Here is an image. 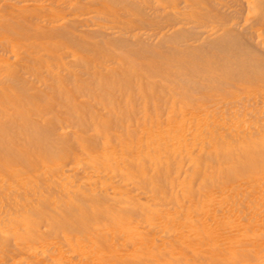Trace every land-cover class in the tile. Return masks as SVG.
I'll use <instances>...</instances> for the list:
<instances>
[{"label":"bare ground","instance_id":"1","mask_svg":"<svg viewBox=\"0 0 264 264\" xmlns=\"http://www.w3.org/2000/svg\"><path fill=\"white\" fill-rule=\"evenodd\" d=\"M70 1V0H69ZM67 2V4L71 3L70 7L72 9V11L75 9H79L80 7H82L83 3L81 2L82 0H71L72 2ZM103 0H99L98 2L100 4H104L106 6V4L110 3L109 5H107L103 11V13L105 15H108V16H112L114 19H120L122 21V24L124 26V32L128 34L130 33V36L131 34L133 33V35H135V33L137 32H140V31H136L137 28L139 27H143V26H146L145 24H148V22L150 21V19L152 18L150 16V14H153V11L155 12L156 14V19L159 20L161 23L156 26V31H158V35L153 33L155 31H152L151 29V33H153L152 35H148L145 31V35H146V38L149 39L147 41H143V42H138V38L135 40V36H133V41H130L127 39L128 37V34H126V38L125 37H120V35L117 37V38H120L117 39L115 41H113V38L112 41L113 42H124L125 44H131L130 46L132 45H136V49H131V53L134 55V59H136V61H140L142 62L141 64H145L147 65V67H149V64L147 62V64L145 63L146 61L148 60H152V61H157L158 59L160 58H163L164 59H169L170 58H174L173 61H175V64L178 66V67H181V68H184L185 65L187 64V59L184 58L183 60L180 58L182 55H188V54H193L195 51H208V53L210 51H212V48L215 50L214 52H211V55L213 56V58H211V60H208L209 58H207V60L205 58H203L202 56L200 57L199 55L195 56V57H192L191 59L193 60H197L196 62L197 63V68L193 69V73H197L199 74V78H197V80L193 83L192 82H186V87H184L185 89L181 90L180 92H182L184 95L183 96H186L188 93L187 92H196L198 90L203 89V88H207V91H215L216 93L215 94H224L225 96L226 95H229L230 93H232V89L234 88H238L239 89V84L240 82H245L247 81L248 84L249 83H252L255 85V87H258V89H262L264 90V82H256V80L258 78H263L262 74H264V61H263V56L260 57L262 58V61H260V59H258L259 57L258 56H255L257 57L256 59H251L250 60V64L247 65L245 62H247L245 60V58H249V56L252 54L257 52L255 50V47H254V50H253V47L252 45H250V42L248 44V41L246 43L242 42L241 40V43L240 42H236V40L234 42H236V46L234 44H232L233 46H235V49H231V50H227L226 48L223 49L224 44L222 45V41L223 40H232L234 37V35L237 33L235 32V28L234 26L232 28H230V25L228 24V28L224 27V23L227 21L226 19L230 18L233 16L234 18V15L232 13V15H229L226 13L227 11L229 10H223L225 8V5L223 7V4H218L220 3L221 1H217L218 3L215 2V0H194L193 3H189L187 6H183L185 7L184 9L186 8H189L191 10V12H187L185 13V11L187 10H183L181 11L179 8L175 7L173 4H171V6L173 7L171 10H169L168 8H166V6L163 8L162 6H160L158 3H152V1H147V0H106V1H103ZM136 1L139 2L136 3ZM192 1V0H191ZM189 1V2H191ZM225 1V0H224ZM231 1V0H230ZM230 1H227L228 3H230ZM236 3H238L239 5L242 6L243 9H246L249 11V14L251 15V19L253 18H258L260 17L261 14L264 13V0H235ZM16 2V1H15ZM84 2V1H83ZM107 2V3H106ZM233 2V1H232ZM43 3V2H42ZM226 3V1H225ZM140 4H143L140 5ZM187 4V3H186ZM233 4V3H232ZM238 4L235 6L237 7ZM170 5V4H169ZM168 5V6H169ZM231 5V4H230ZM7 6V5H6ZM103 6V5H102ZM170 6V7H171ZM28 7V6H27ZM68 7V6H66ZM230 7V6H229ZM62 8V7H61ZM104 8V7H103ZM168 9V11H166V9ZM228 8V7H227ZM226 8V9H227ZM234 8V7H232ZM230 7V9H232ZM239 8V7H237ZM8 9V8H7ZM58 9V8H57ZM67 9V8H66ZM153 10L152 13H148V11L146 10ZM183 9V8H182ZM235 9V8H234ZM8 10H12V9H8ZM23 10V9H22ZM42 10V9H41ZM45 10V8L43 9ZM42 10V11H43ZM87 10V9H86ZM233 10V9H232ZM241 10V9H240ZM34 11V10H33ZM239 11V10H238ZM243 11V10H242ZM242 11H239V12H242ZM12 12V11H11ZM50 12V11H49ZM60 12V11H59ZM74 12V11H73ZM77 11H75L74 13H76ZM101 12V11H100ZM99 12V13H100ZM231 10H230V14H231ZM238 12V14H239ZM246 12V11H245ZM3 13H5L4 11L2 12V15ZM8 13V12H7ZM10 13V12H9ZM30 13V12H29ZM82 13V12H81ZM85 13V12H83ZM248 13V12H247ZM18 14V13H17ZM72 14V13H71ZM76 14L78 15H81L79 12H77ZM86 14V13H85ZM237 14V13H236ZM1 15V16H2ZM63 15V14H62ZM65 15V14H64ZM75 16V14H73ZM72 15V16H73ZM95 15V14H94ZM264 15V14H263ZM4 18L6 16H8V14L6 15H3ZM77 16V15H76ZM96 16V15H95ZM102 16V15H101ZM9 17V16H8ZM33 17V16H32ZM39 17V16H38ZM44 17V22H51V23H56L58 22L61 18H63V16H61L60 14L58 13H49L47 16H42ZM66 17V16H65ZM16 18V16H15ZM37 18V17H36ZM40 19L39 20H42L41 19V16L39 17ZM68 18V17H66ZM91 18V17H90ZM108 18V17H107ZM154 18V17H153ZM263 18V17H262ZM9 19V18H8ZM65 19V18H64ZM63 19V20H64ZM69 19H72V18H69ZM68 21H72V20H69ZM116 19V20H117ZM232 19V18H231ZM230 19V20H231ZM2 20V19H1ZM10 20V19H9ZM8 20V22H10ZM12 20V18H11ZM14 20V19H13ZM62 20V22H63ZM90 20V19H89ZM119 20V21H120ZM154 20V19H153ZM191 21V22H197V24H199V28H200V25L201 26H207L208 24H210V28H212L213 31H215L213 34L211 35H208L206 34V36L202 37L203 35L202 34H199L197 32H195L194 30H190V29H193L192 27L194 25H190L191 27H189V30L181 27V28H177L179 26L176 27V25H178V23L180 24L181 21ZM5 21V22H4ZM4 21H2L3 23L0 24V32L2 31H6L8 33H11L13 29H11V27L13 26L11 24L10 26V23H6L7 19H5ZM67 21V19H66ZM79 21V20H78ZM229 21V19H228ZM29 22V21H28ZM118 22V21H117ZM152 21H150V24H151ZM156 22V21H155ZM190 22V23H191ZM5 23V24H4ZM19 23V22H18ZM21 23V22H20ZM116 23V22H115ZM154 23V22H153ZM184 23V22H183ZM187 23V22H186ZM226 23H230V22H226ZM14 24V23H13ZM32 24V22H31ZM45 24V23H44ZM67 24V23H66ZM121 23H119V26H120ZM121 24V25H122ZM212 24V25H211ZM216 24V25H215ZM15 25L16 24V21H15ZM68 25V24H67ZM73 25L75 27V24H74V21H73ZM97 25V23H96ZM154 25V24H153ZM181 26H183L182 24H180ZM227 25V24H225ZM28 26V27H27ZM20 25L19 29L21 30L22 34H18V35H14V34H9L10 36L8 37H5V38H0V45L1 46H5L7 49H11L12 52L16 53L17 50H20V44L17 42V43H14L15 41H13L12 39L16 40V41H19L21 38L23 39V36H36L37 38H40V39H43V38H51L52 36H59L62 37L63 39H66V40H69L70 42L74 41L75 43V46H81L83 44H87V39L86 41L84 40H81L80 38H78V36H76L75 34H77L75 32L74 33H71L70 31L66 30V29H46V28H42V25L41 27H37V29L33 28L32 29H29V23L28 25ZM33 26V25H32ZM35 26V25H34ZM63 26V25H62ZM72 26V25H71ZM88 26V25H87ZM116 26V25H115ZM148 26V25H147ZM146 26V27H147ZM155 26V25H154ZM175 26V27H174ZM232 26V25H231ZM15 27V26H14ZM13 27V28H14ZM18 27V26H17ZM196 27V26H194ZM202 27V29H203ZM219 27H222V28H219ZM65 28H69V27H65ZM76 28V27H75ZM113 28V27H112ZM149 28V26L147 27ZM146 28V29H147ZM151 28V27H150ZM180 31L183 30V31H188L187 32V35L185 37V34H181V32L183 31H180V36L178 35V31L176 32L177 29ZM187 28V27H186ZM199 28H194V29H199ZM248 28V27H246ZM16 29V27H15ZM95 29V28H94ZM154 29V28H153ZM201 29V28H200ZM220 29L222 30V32L220 31ZM245 29V28H244ZM82 30V29H81ZM116 30V29H115ZM123 30V29H121ZM144 30V29H143ZM142 30V31H143ZM211 30V29H210ZM211 30V31H212ZM238 30V29H237ZM241 30V29H240ZM247 30V29H246ZM14 31V30H13ZM17 31V29L15 30ZM19 31V30H18ZM17 31V32H18ZM84 31V30H83ZM118 31V34H119V30H116ZM172 32L170 35H168V33ZM210 31V32H211ZM220 31L219 33L220 34H217V32ZM5 32V33H6ZM16 32V33H17ZM73 32V31H72ZM115 32V31H114ZM149 32V30H148ZM174 32V33H173ZM241 32V31H239ZM249 35V31H247ZM7 33V34H8ZM13 33V32H12ZM15 33V32H14ZM113 33V31H112ZM123 35L124 33L121 32ZM186 33V32H184ZM203 33V32H202ZM242 33V32H241ZM240 33V35H241ZM83 34V33H82ZM109 34V33H108ZM139 34V33H138ZM214 34H217L216 36L213 37ZM239 34V33H238ZM243 34V33H242ZM245 34V33H244ZM79 35V33L77 34ZM85 35V34H84ZM90 35V34H89ZM93 35V33L91 34ZM116 35V34H115ZM141 35H144L141 34ZM148 35V36H147ZM154 35L157 37L158 41H166V43L168 44L167 41H170L172 42L173 44L171 46H169L171 48V50H167L165 49L166 51H161V50H158V46L153 44V42H157L156 41H153L154 39ZM245 35V36H247ZM251 35V33H250ZM83 36V35H82ZM95 36V35H93ZM96 36L98 37V35L96 34ZM153 36V37H152ZM182 36V37H181ZM244 36V37H245ZM24 37V38H25ZM135 37V38H134ZM233 37V38H232ZM242 37V36H241ZM241 37L238 36V38L240 39ZM249 37V36H248ZM252 37V36H251ZM52 38H55V37H52ZM62 38H60L62 40ZM85 38V36H84ZM99 38V37H98ZM129 38V37H128ZM132 38V37H131ZM130 38V39H131ZM145 38V36H144ZM237 38V37H236ZM11 39V42L10 40ZM26 39V38H25ZM31 39V38H30ZM39 39V40H40ZM111 39V38H110ZM237 39V40H239ZM245 39V38H244ZM252 39V38H251ZM49 40V39H48ZM145 40V39H144ZM243 40V39H242ZM32 41V40H31ZM50 41V40H49ZM49 41L46 42L49 43ZM91 41V40H90ZM107 41V40H106ZM112 41H110L111 43H113ZM153 41V42H152ZM159 41V43H160ZM229 41V42H230ZM45 42V43H46ZM67 42V41H66ZM95 42V41H93ZM91 41V44L93 43ZM100 42V41H99ZM102 43L104 42L103 40L101 41ZM100 42V43H101ZM226 42V41H225ZM233 42V40H232ZM65 43V42H64ZM73 43V42H72ZM70 43V44H72ZM123 43V44H124ZM196 43V44H195ZM228 43V41H227ZM52 44V43H51ZM98 44V43H97ZM107 44V43H106ZM164 44V43H163ZM166 44V45H167ZM38 45V43H37ZM36 45V46H37ZM42 45V44H41ZM53 45V44H52ZM165 45V44H164ZM35 46V45H34ZM35 46V48H36ZM45 46V45H44ZM63 46V45H62ZM60 46V47H62ZM88 46V45H87ZM86 46V47H87ZM94 46V45H93ZM95 46H96V43H95ZM106 46V45H105ZM104 46V47H105ZM118 46V45H117ZM121 46V45H119ZM127 46V45H125ZM129 46V45H128ZM227 46V45H226ZM230 46V45H229ZM54 47V46H53ZM59 47V46H58ZM74 47V46H73ZM97 47V46H96ZM102 47V46H100ZM103 47V49H104ZM135 47V46H134ZM161 47V45H160ZM165 47V46H164ZM167 47V46H166ZM231 47V46H230ZM49 48V47H48ZM57 48V47H56ZM63 48V47H62ZM91 48V47H90ZM121 48V47H120ZM229 49V47H227ZM43 49V47L41 48ZM107 48H105L106 50ZM160 49V48H159ZM211 49V50H210ZM46 50V49H45ZM52 50V49H51ZM100 50V49H98ZM130 50V48H129ZM210 50V51H209ZM8 51V50H7ZM35 51V50H34ZM88 51V49L86 50ZM89 51H92V50H89ZM95 51V50H94ZM102 51V49H101ZM76 52V51H75ZM93 52V51H92ZM102 52H105V51H102ZM109 52V51H108ZM13 53V54H14ZM28 53V52H27ZM58 53V52H57ZM57 53L54 55L56 56ZM65 53V52H64ZM98 52H96L97 54ZM204 53V52H203ZM225 53V57L223 58H226L227 60L229 59V61L227 62L226 60L222 61V63L219 62L218 60V57H221L222 54ZM20 54V53H19ZM196 54V53H195ZM262 54V53H261ZM264 54V52H263ZM16 55V54H15ZM52 55V54H51ZM89 55V54H88ZM257 55V53H256ZM52 56L54 59L49 61L47 59H45L44 57L42 56H39L37 57L36 59L35 58H32L31 55H28L26 53H21V57L22 58V63H20V60L18 61V63H8V60L7 61H2L0 60V84H2V86H0V205L2 206L1 208L4 207V212H2L3 214L1 215L0 214V248H2L1 246H7L11 243V240H15V241H19L21 245L24 244V242H27L30 238V240L32 239L31 237L33 236H36L37 234H39V227H41L40 225L43 223V221H46V223L50 226V229L51 230H56L59 225V227L61 226V228L64 230V232L62 233H65L64 234V239L74 248L73 251L75 249L79 250L78 252H83L85 254V256L83 257H88L91 253L93 255L91 256H94V254L96 256H103L101 258V261L100 263H105V264H115L117 263L116 261L119 260V255L115 250V246H113V248L111 249H114L113 251H109L108 253L104 252L105 248L112 242L114 241L112 239V237H107L105 235H103L104 233H106L107 230H105V232L103 233V230L101 231L103 234L101 233H98L97 230L99 231V228L98 226L99 225H94L97 226V230L96 232L95 231H90L89 230V226L85 225L83 222H86L88 220V218H93L91 217L92 215L90 214V211H95V210H98V211H103L106 216H110L108 219H115L117 218V216H123L121 215L122 213L118 214L116 212V214H114L113 212V208H114V204H116V202H120L118 199L124 195H122L121 197H116L117 199H114L115 196L119 195V194H116V195H113L112 194V197L109 198L108 196V199L110 200L112 198V203H113V208H108V207H103L101 206V202L103 201V196L100 197L99 200H97L96 198L94 199L93 196H96L95 195V192L92 188H94L92 185L90 184H86L87 182H85V180L87 181V179H85V177H81L78 175V173H74L73 171V174L69 175L66 173L67 172V169L64 171V168H65V163H66V160H68L67 156H69L70 154H73L76 155L78 154V152L80 151L83 155L86 154V155H89L90 156V159L89 160H92V161H89V164L88 165H93L94 168H96V171H100L99 169L103 168L104 171L105 169L108 170L107 172H109V170H112V171H115L119 178L122 177L123 178V181L124 178L126 179V181L128 180L130 182L131 181H134V183L136 182L141 188H145V189H149V191H154L156 192V194L158 192H163L162 190H166V186L168 185V179H166L165 175L162 176V174H164V171H170L171 170L169 169L170 167H168L169 165H166L168 163H166L167 161H165V159H163L165 161V165L162 164V160L160 158L161 156V148L159 149H154L153 150L151 149V147H154V145H156L158 147V145L162 144L163 146V149L164 151H166L167 153V150H169V148L171 147V145H169V141L172 139V140H177L176 141V144H175V141L174 142V145L175 148L178 149V144H179V139H182L184 136H182L181 138V135L178 133L181 131V128L180 131H177V123H179V120H178V112H176V107L171 105L170 107V110H169V122L168 124L169 125V130H166L165 126L162 125V122L160 121L159 117L156 116L154 118H156L155 120H153L151 117H147L148 114H145L141 119L137 117V119L135 120V123L133 122V120H130V124L124 128V124H123V120L124 118L123 117H126L130 115V111H129V114L127 113H122L124 110L128 109L125 107V109H121L119 106V110H123L122 112H117L115 115L116 117L118 116L120 119H122V122H120V119H119V123H121V128L125 131V133H122V129L120 130L121 132V136L122 134H124L126 136L125 140L124 138L123 139H116L115 137L113 138V136L115 134H113L112 132H110L109 130V124H110V120H112L113 117H111L110 115V120L108 118H104L103 115H100V117L102 118V120H99V122H95V119H99L97 117H99V114H102V113H98L96 111H93V114L92 113V109L91 106L90 108L87 107L88 103L90 102H86L83 103V102H79V101H76L77 98L76 96L73 94V92L68 88V84L70 85H73V86H76L78 87L77 85V82L81 76L82 73H89V75H94L96 76H106L109 75H112V73L115 75V77L117 78L119 75L117 73H119V71L122 73V75H126L128 77V75H130V70L132 69V67L130 68V64L128 62L127 65H129V72L128 70L126 69V65H123L122 64V60H114L115 57H113V62L114 61H121V69H118L117 67L113 68V69H110L109 67H107L104 63H99V62H96V60H92L91 58V61L90 62H85L83 61L78 55L73 56V64L72 62L70 61H64L62 56L59 54L57 57H54ZM93 56V55H92ZM95 56V55H94ZM180 56V57H179ZM243 56H245V58H243ZM252 56V55H251ZM71 57V56H70ZM83 57V56H82ZM184 57V56H183ZM182 57V58H183ZM253 57V56H252ZM254 57V58H255ZM18 58V57H17ZM105 58V57H104ZM189 58V57H188ZM251 58V57H250ZM186 59V60H185ZM232 59V60H231ZM238 59H243L242 62L244 63H241V61ZM69 60V58H68ZM222 60V59H221ZM220 60V61H221ZM224 60V59H223ZM126 61V60H125ZM123 61V62H125ZM159 61V60H158ZM151 62V61H150ZM171 62V61H169ZM193 62L192 60H188V65L189 63ZM195 62V64H196ZM249 62V61H248ZM119 63V62H118ZM174 62H173V66L175 65ZM133 66V64H131ZM238 65V66H237ZM74 66V68L72 67ZM177 66H174V67H177ZM72 67V68H71ZM168 67V66H167ZM177 67V69H178ZM247 67H249V69H246ZM152 68V67H151ZM161 68V67H160ZM188 68V67H187ZM186 68V70H187ZM170 69V68H169ZM174 69V68H173ZM151 69L149 68V72L153 73L152 71H150ZM168 70V69H166ZM184 70V69H183ZM191 70V69H190ZM21 71H23L24 73L22 74ZM132 71V70H131ZM134 71H135V68H134ZM157 71V70H156ZM171 71V70H170ZM191 71V72H192ZM217 71H221L222 74H219V72ZM128 72V73H127ZM139 72V71H136V73ZM186 72V71H185ZM130 73V74H129ZM136 73L134 75H136ZM167 73L166 71H164V74ZM188 73V72H186ZM26 74V75H25ZM28 74H30L31 76H34L35 78H37L38 80H40V82H44V85H46L47 83L50 82V84H54L56 85L57 87V92H53L52 94H49L47 93V86L48 84L46 85L45 89H42L39 87H36L32 81L29 82L28 80ZM117 74V75H116ZM132 74V75H133ZM138 74V73H137ZM156 74V73H155ZM154 73L153 74H149V76H152V75H155ZM162 74V75H164ZM185 74V73H183ZM190 74V73H189ZM192 74V73H191ZM196 74V75H197ZM109 75V76H110ZM112 75V76H114ZM133 75V76H134ZM140 75V73H139ZM142 75V74H141ZM148 75V74H147ZM157 75V74H156ZM188 75V74H187ZM234 75V76H232ZM125 76V77H126ZM137 78L139 79L140 76L138 77V75H136ZM135 76V77H136ZM144 76V74H143ZM141 76V77H143ZM166 76H169L168 73ZM193 76V75H192ZM111 77V76H110ZM114 77V78H115ZM121 77V75H120ZM119 77V78H120ZM123 77V76H122ZM123 77V78H125ZM130 77V76H129ZM128 77V78H129ZM184 77V76H183ZM190 77V76H188ZM99 78V77H98ZM104 78V77H103ZM108 78V77H107ZM113 78V77H112ZM110 78V79H112ZM115 78V79H116ZM118 78V79H119ZM136 78V79H137ZM166 78V77H165ZM165 78H163L165 80ZM101 79V78H100ZM106 79V78H105ZM121 79V78H120ZM135 79V82L133 83L132 81H134V79L130 78V80L127 78L126 79H122V80H125V84L128 85H131V86H137V93L135 92V88L133 86V91L136 93V97H137V94H138V97L141 96V100L143 98V100H146L148 101L149 99H153L154 97L156 98H161L159 96L156 95V90L158 88L157 85L154 81L152 82V84L154 86V89H150L149 90V86H151V81L149 83H146V84H149V86L147 85L146 88V91H150V92H145L144 88H143V83L141 81L145 79L141 78L139 79V82ZM147 80H150L148 78H146ZM168 79H172L171 77L170 78H167ZM174 79V78H173ZM190 79V78H189ZM192 79V78H191ZM195 79V78H194ZM192 79V80H194ZM256 79V80H255ZM264 79V78H263ZM97 80V79H96ZM103 80V79H102ZM132 80V81H131ZM188 80V78H187ZM255 80V81H254ZM82 81V80H81ZM88 81V79H87ZM115 81V80H114ZM166 81V80H165ZM169 81V80H168ZM90 82V81H89ZM92 82V81H91ZM116 82V81H115ZM173 82V81H172ZM243 82V83H244ZM6 85H5V84ZM101 83V82H100ZM103 83V82H102ZM118 83V82H117ZM122 83V81H121ZM120 83V84H121ZM159 83V82H158ZM161 83V82H160ZM177 83V82H175ZM183 82H180L179 84H181ZM83 84V83H82ZM84 84H87V83H84ZM89 84V83H88ZM111 84V83H110ZM112 84H114L112 82ZM116 84V83H115ZM114 84L115 88H116V85ZM119 84V83H118ZM117 84V86H118ZM124 84V83H123ZM133 84V85H132ZM162 84V83H161ZM247 84V83H246ZM5 85V86H4ZM91 85V84H90ZM102 85V84H101ZM27 86L31 87V89H29V87L27 88ZM50 86V85H49ZM48 86V87H49ZM104 86V85H103ZM123 86V85H122ZM146 86V85H145ZM51 87H54L51 85ZM85 87V86H84ZM87 87V86H86ZM92 87V86H91ZM118 87H121V86H118ZM74 87H71V89H73ZM98 88V87H97ZM123 88V87H122ZM126 88V89H125ZM124 90H129V88L125 87ZM131 88V87H130ZM161 88V87H160ZM54 89V88H52ZM104 89V88H103ZM114 89V88H113ZM113 89L111 91V95L112 93H114ZM166 89V88H165ZM210 89V90H208ZM32 90V91H31ZM76 90V88H74V91ZM78 90V89H77ZM95 90V89H94ZM123 89H121L122 91ZM205 90V89H204ZM55 91V90H54ZM97 91V90H96ZM113 91V92H112ZM120 91V92H121ZM132 92V90H129ZM128 91V92H129ZM172 91V90H171ZM206 91V90H205ZM77 92V91H76ZM124 93V91H122ZM125 91V93H128ZM133 92V93H134ZM160 92V91H159ZM177 92V91H176ZM180 92H179V95H180ZM203 92V91H202ZM75 93V92H74ZM93 93V91H92ZM96 93V92H95ZM102 93V92H101ZM105 93V92H104ZM107 93V92H106ZM105 93V94H106ZM109 93V91H108ZM108 93L106 95H108ZM187 93V94H186ZM190 93L188 94V96L190 95ZM109 94V95H110ZM122 94V93H121ZM132 94V93H130ZM171 94V92H170ZM200 94V93H199ZM88 95V94H87ZM115 95V94H114ZM177 95V94H176ZM182 95V94H181ZM241 95V94H240ZM249 95V94H248ZM247 94L245 95V93H243V97L241 98H245L246 96H248ZM99 96V95H97ZM105 96V95H104ZM126 96V95H125ZM128 96V94H127ZM207 96V95H205ZM213 96V95H212ZM89 97V96H87ZM110 97V96H109ZM114 97V96H112ZM111 97V98H112ZM210 97V96H209ZM41 99V100H44L46 101V104L43 105V108L42 109H39L37 110L35 108V104H30L31 103H34V100L33 99ZM106 98V97H105ZM125 98V97H124ZM181 98V97H180ZM186 98V97H184ZM198 98V97H197ZM240 98V99H241ZM249 98V97H248ZM94 99V98H93ZM99 99V98H98ZM104 99V98H103ZM110 99V98H109ZM113 99V98H112ZM133 99H135V95L131 96L127 99L125 98V103L127 102H131ZM137 99V98H136ZM189 98L187 97V100ZM246 99V98H245ZM33 100V101H32ZM111 100V99H110ZM106 101V102H111V101ZM127 100V101H126ZM139 100V99H138ZM182 100V98H181ZM185 100V101H187ZM195 100V98H194ZM193 100V102H194ZM199 102L197 103L198 106H205L207 105V99L204 98V97H199ZM215 102H220L218 99H214ZM238 100V99H237ZM113 101V100H112ZM120 101V100H119ZM124 101V100H123ZM167 101V100H166ZM184 101V100H183ZM184 101V102H185ZM235 101V100H234ZM256 101V100H255ZM61 102H67L68 105L71 106V112H70V117H71V123H70V119L68 120L70 124H73L75 125L74 128H79L80 130L78 131H74L71 133L69 132H62V133H59L58 132V128H61L63 129V124L61 125L60 124V121L62 119H64V117H62L64 114L66 113H62L60 110H55L54 107L55 105L57 104H61ZM79 102V103H77ZM85 102V101H84ZM115 102H118V101H115ZM122 102V101H121ZM192 102V101H191ZM211 102V101H210ZM222 102H224V99L222 100ZM236 102V101H235ZM238 102V101H237ZM57 103V104H55ZM91 103V102H90ZM114 103V101H113ZM124 103V104H125ZM133 103V102H132ZM156 103V102H155ZM212 103V102H211ZM225 103V102H224ZM230 101L227 100V102L225 104H227L228 106L232 107L231 104L230 105ZM243 103V102H242ZM92 104V103H91ZM117 104V103H116ZM168 104V103H167ZM214 104V103H213ZM218 104V103H217ZM222 104V103H221ZM224 104V105H225ZM27 105V106H26ZM39 105V104H38ZM64 105V104H63ZM110 105V103H109ZM108 105V106H109ZM118 105H121L118 103ZM177 105V104H175ZM243 105V104H242ZM246 105V104H245ZM245 105H244V108H245ZM257 105V104H256ZM65 106V105H64ZM69 106V108H70ZM126 106V105H125ZM128 106V105H127ZM170 106V104L168 105ZM190 106V105H189ZM221 106V105H220ZM234 106H236L234 104ZM233 106V107H234ZM63 107V106H62ZM66 107V106H65ZM83 109H91V115L89 114L88 117L91 116L90 119H87L86 116L84 118H80L82 113L80 112L81 111V108ZM111 107V105H110ZM115 107V106H114ZM112 106V110L114 112H116L115 108ZM117 107V106H116ZM222 107V106H221ZM226 107V106H225ZM242 107V106H241ZM41 108V107H40ZM57 108V107H56ZM80 108V111L77 110ZM107 108V107H106ZM157 108V107H156ZM155 108V109H156ZM178 108V107H177ZM195 108V107H194ZM83 109V111H84ZM110 109V108H109ZM108 109V110H109ZM154 109V110H155ZM238 109V107H237ZM134 108L132 107L131 108V112L133 113H136L134 112ZM142 111V109H139L138 111ZM146 110V109H144ZM149 110V109H148ZM153 110V111H154ZM208 110V109H207ZM215 110V109H214ZM68 111V110H67ZM79 111L80 114L77 112ZM82 111V112H83ZM111 111V112H113ZM118 111V110H117ZM137 111V109H136ZM152 111V110H151ZM179 111V110H178ZM184 111V110H183ZM195 111V110H194ZM203 111V110H202ZM205 111V110H204ZM211 111V110H210ZM210 111H207L205 112V117L203 118V116L201 117L202 118V121L200 120H197L194 121L193 118H190L189 122H190V127L191 129L193 130L195 128L196 132L195 135L193 132H191L190 136H192V134L194 135V140L200 142L199 145H200V151L198 149V151L201 153V154H206L207 157H210V158H213V156H215V161L213 163V165L211 166V171L209 172V174L211 173V178L208 177L209 175L208 172L207 174L205 173L206 170H202L200 168H197V166H195V164L197 163H200L203 161V158H207V157H203V155L199 156V157H202L201 160L199 159L200 162H196L195 164H193V160H195V158L198 156L196 154H200V153H196L195 157L193 160H192V164L196 167V169L194 170L195 172H193V174L190 177H192L191 179H193L194 181H191L192 183L195 182L196 179H194L196 176H199V175H206L207 177H204L203 178V183L202 182H198L200 184V187H201V183L203 184L202 186L204 187H208L207 185V180H210L212 178L215 177L214 174H216L217 176V179L220 181L223 182V180H228V179H232V180H235L236 179V187H238V189L240 188V195H238V201H239V205L240 207L242 208L243 212L244 213H248L249 211H251V208L252 207H259L261 206V208L264 210V129H262L264 127V124L260 123L259 126H257L256 128L254 129H247V131L245 130H235L234 132V129L232 127H230V129H233V134L234 135H224V132L222 134V129H223V123L225 122L224 120H219L218 122L215 120V118L217 117L218 113H222V112H216L215 111L211 112ZM227 111H232L231 110H227ZM76 112L81 115L79 116L78 114H76ZM109 112V111H108ZM126 112V111H124ZM128 112V111H127ZM197 112V111H196ZM69 113V111H68ZM86 112L84 111V114ZM89 113V112H88ZM131 113V115L133 114ZM139 113V112H138ZM167 113V114H168ZM190 113V112H189ZM199 113V112H198ZM197 113V114H198ZM229 113V112H228ZM226 113V114H228ZM235 113V112H234ZM76 115V120H74V117ZM112 114V113H110ZM140 117L141 115V112L139 113ZM155 114V112L153 113ZM159 114V112L157 113ZM181 114V113H180ZM187 114V113H186ZM195 114V112H191V116H193ZM201 114V113H199ZM216 114V115H215ZM114 115V113H113ZM112 115V116H113ZM130 115V116H131ZM134 115V114H133ZM132 115V116H133ZM160 115V114H159ZM185 115V114H184ZM183 115V116H184ZM216 116L215 118L213 116ZM223 116V114H220ZM129 116V117H130ZM135 116V115H134ZM149 116V115H148ZM185 116H188V115H185ZM199 117V115H197ZM115 117V116H114ZM161 117V116H160ZM181 116H179L180 118ZM196 117V116H195ZM194 117V118H195ZM196 117V118H198ZM62 118V119H61ZM132 118V117H131ZM130 118V119H131ZM219 118V117H218ZM217 118V119H218ZM56 119V120H55ZM61 119V120H60ZM116 119V118H115ZM126 119V118H125ZM129 119V118H128ZM200 119V118H199ZM53 120L56 122L54 123ZM117 120V119H116ZM229 120V119H228ZM115 121V120H114ZM128 121V120H126ZM181 121V120H180ZM185 121V120H184ZM187 121V120H186ZM65 122V120H64ZM113 122V121H112ZM125 122V120H124ZM201 122H205V123H208V125L210 126V130H209V133L205 135V132H208V131H205V132H201L197 126L201 123ZM217 122V123H216ZM228 122V121H227ZM68 123V122H67ZM109 123V124H108ZM114 123V124H113ZM111 124H113L114 126L117 125V123L113 122ZM128 123V122H127ZM230 123V121H229ZM57 124H60L61 126L59 127ZM68 124V125H70ZM110 124V125H111ZM181 124H182V121H181ZM188 124V123H187ZM213 124V125H212ZM232 123H230L231 125ZM72 125V127H73ZM112 125V126H113ZM111 126V127H112ZM164 127L165 128V132L161 129V127ZM182 126V125H181ZM226 126L228 127L229 125H227L226 123ZM254 126V125H253ZM256 126V124H255ZM254 126V127H255ZM71 127V126H70ZM93 128V131L96 132L94 133L92 136H87L85 133V131H87L89 128ZM116 127V126H115ZM120 127V126H119ZM180 127V126H179ZM233 127H235L233 125ZM73 128V129H74ZM168 128V127H167ZM200 128V127H199ZM237 128V127H236ZM251 128V127H249ZM113 129V127H112ZM117 129V128H116ZM184 129V128H183ZM206 129H208V127H206ZM229 129V130H230ZM89 130H92V129H89ZM115 130V129H113ZM118 130V129H117ZM155 130L156 134H158L159 136H161L160 138L157 137V135L155 136V134H152ZM194 130V131H195ZM204 131V129H201ZM63 131V130H62ZM116 131V130H115ZM138 132L141 133V135H145L142 136L141 138H139L138 142L136 143V148H135V144L134 142L132 141V139L130 137H133L134 135H136ZM190 132V131H189ZM91 133V132H90ZM119 133V132H118ZM232 133V132H231ZM104 134V137L103 139H105V136H107V144H103V145H97V142L100 143V141H98L100 135ZM139 134V133H138ZM185 134V133H183ZM226 134V133H225ZM119 135V136H120ZM103 136V135H102ZM117 136V135H116ZM137 136V135H136ZM135 136V138H136ZM139 136V135H138ZM193 137V136H192ZM186 138V136H185ZM236 139L238 140L237 143H236V147L237 148H234L233 150H231L232 148H230V150L228 149V146L230 145H234V142L236 141ZM184 140V139H183ZM192 140V139H191ZM112 141H117V143L120 145V151L119 152L118 150L116 149H111L113 146H111V148H108L107 146L110 147ZM137 141V140H136ZM186 141V140H185ZM195 141V142H196ZM104 142V141H103ZM181 142V140H180ZM172 143V142H171ZM188 143V142H187ZM193 144H194V141H193ZM173 145V144H172ZM183 145V144H182ZM161 146V145H160ZM180 146V144H179ZM185 146V145H184ZM182 147V146H181ZM196 147V146H195ZM115 148V147H113ZM119 148V147H117ZM135 148V149H134ZM188 148V147H187ZM191 148V147H190ZM174 149V148H173ZM192 149V148H191ZM65 151L64 152V156H59V153L60 151ZM186 151V149H184ZM188 150V149H187ZM119 153H118V152ZM163 151V150H162ZM163 151V153H164ZM171 151V150H169ZM168 151V152H169ZM175 151V150H174ZM173 151V152H174ZM183 151V150H182ZM193 152V151H192ZM78 154V155H81ZM165 153V155H166ZM180 153V151H179ZM63 154V153H62ZM170 154V152H169ZM181 154V153H180ZM185 154V153H184ZM74 155L72 156V158L74 157ZM77 155V156H78ZM172 154H170L171 156ZM235 155H238V156H235ZM168 153H167V156L168 157ZM235 156L238 157L237 159V165L236 163L233 164V161L232 160H235L233 159ZM88 157V156H87ZM172 157V156H171ZM190 157V156H189ZM76 158V157H75ZM170 158V157H169ZM176 158V157H175ZM184 158V157H183ZM186 158V157H185ZM85 159V158H84ZM113 159L112 162H109V160ZM173 159V157H172ZM181 159V158H180ZM190 159V158H189ZM72 160V159H71ZM76 161L79 160V158H76L75 159ZM207 160V159H205ZM212 162V160L214 159H210ZM239 160V161H238ZM85 163L86 161L83 160ZM169 162H171L169 159H168ZM174 161V159L172 160ZM182 161V160H181ZM68 162V161H67ZM152 162H154L156 164V166L154 167L155 169V173H151V168L152 167ZM205 162V161H204ZM235 162V161H234ZM73 163V161H72ZM75 163V161H74ZM73 163V164H74ZM88 163V161H87ZM164 163V162H163ZM173 163V162H172ZM83 164V163H82ZM141 164V165H139ZM207 164L206 162L204 163V165ZM211 164V163H209ZM76 165V163H75ZM87 165V164H86ZM173 165V164H172ZM170 165V166H172ZM202 166L203 164H199V166ZM198 166V167H199ZM207 166V165H206ZM206 166H204L206 168ZM210 166H209V169L207 170H210ZM173 167V166H172ZM171 167V168H172ZM236 167V173L239 176V178H236V173H230V171L232 170V168ZM67 168V166H66ZM88 168H93L92 166L88 167ZM93 168V169H94ZM102 169V170H103ZM181 169V168H180ZM194 169V168H193ZM77 170V169H76ZM101 170V171H102ZM238 170V171H237ZM178 171V170H177ZM235 171V170H233ZM231 171V172H233ZM240 171V172H239ZM107 172H103V174L101 173H98V177L103 179V180H106V181H109V178L111 177H114L115 175L112 173V176L109 177V175H107ZM185 172V171H184ZM191 173V172H190ZM189 173V175H190ZM111 175V173H109ZM167 174V172L165 173ZM171 174V173H170ZM170 174H167V175H170ZM226 174L228 175V177L226 176ZM179 175V174H178ZM188 175V173H187ZM203 175V176H204ZM214 175V177H213ZM234 175V176H233ZM237 175V176H238ZM84 176V175H83ZM86 176V175H85ZM93 176V175H92ZM117 176V177H118ZM202 176V177H203ZM74 179H73V178ZM76 177V178H75ZM116 177V178H117ZM171 177V175H170ZM228 178V179H224V178ZM70 178V179H69ZM88 178V177H87ZM168 178V177H167ZM174 178V177H172ZM198 178V177H196ZM89 179V178H88ZM94 179H96L94 177ZM118 179V178H117ZM178 179V178H177ZM202 179V178H200ZM216 179V180H217ZM73 180H76V183L73 181ZM93 180V179H92ZM112 180V179H110ZM120 180V179H119ZM168 180V181H167ZM172 180V179H171ZM175 179H173L174 181ZM189 180V179H188ZM213 180V179H212ZM211 180V181H212ZM217 180V181H218ZM94 181V180H93ZM114 181V180H113ZM177 181H180L179 179ZM220 181V182H221ZM172 182V181H171ZM182 182V181H180ZM179 182V183H180ZM215 182V181H212L211 184ZM97 183V182H95ZM115 183V182H114ZM133 183V182H131ZM178 183V184H179ZM183 183V182H182ZM94 184V183H93ZM136 184V186H138ZM173 184V183H171ZM191 184V183H190ZM190 184L189 186L187 187L190 188ZM222 184V183H221ZM224 184V183H223ZM95 185V184H94ZM118 185V184H117ZM119 185H122V184H119ZM119 185L118 187L116 188H119ZM188 185V184H187ZM193 185V184H192ZM191 185V186H192ZM214 186H216V183L213 184ZM219 185V184H217ZM233 185V184H232ZM123 186V185H122ZM138 186V187H139ZM180 186V184H179ZM183 186H186L185 183ZM211 186V185H210ZM213 186V187H214ZM235 186V185H234ZM124 187V186H123ZM128 188V186H125ZM172 187V185H171ZM212 187V186H211ZM231 187V186H230ZM233 187V186H232ZM96 188V187H95ZM114 188V187H113ZM111 189L114 191V189ZM193 189V186L191 187ZM203 188V187H202ZM201 188V189H202ZM209 188V187H208ZM98 189V188H97ZM106 189V188H104ZM124 190V188H121ZM129 189V188H128ZM173 189V188H172ZM171 189V191H172ZM230 191L229 193L233 190L232 188H229ZM228 189V190H229ZM232 189V190H231ZM118 190V189H117ZM120 190V188H119ZM122 190V191H123ZM126 190V189H125ZM161 190V191H160ZM169 190V189H168ZM142 191V190H141ZM184 191L189 194L185 189ZM188 191H190V189H188ZM200 191V190H199ZM239 191V190H238ZM97 192V191H96ZM99 192V190H98ZM109 192V191H108ZM118 192V191H117ZM115 192V193H117ZM124 192H127V191H123ZM168 192V191H167ZM192 192V191H191ZM190 192V194H191ZM113 193V192H112ZM114 193V194H115ZM122 193V192H121ZM128 193V192H127ZM126 193L127 196H129L130 198H135L133 196H130ZM152 193V192H151ZM164 193V192H163ZM163 193H161L163 195ZM166 193V192H165ZM173 193V192H172ZM185 193V195H186ZM193 193V192H192ZM238 193V192H237ZM131 194V193H130ZM154 193V195H156ZM160 194V195H161ZM168 194V193H167ZM167 194H166V199H167ZM171 194V193H170ZM177 194V192H176ZM206 194V193H205ZM236 194V193H234ZM233 194V195H234ZM132 195V194H131ZM153 195V194H152ZM161 195V196H162ZM165 195V194H164ZM173 195V194H172ZM178 195V194H177ZM193 195V199H194V195L196 194H192ZM204 195V194H203ZM207 195V194H206ZM227 196V194H225ZM224 195V196H225ZM237 195V194H236ZM111 196V195H110ZM120 196V195H119ZM210 195L208 194V197ZM219 196V195H218ZM223 196V197H224ZM232 196V195H231ZM230 196V198H231ZM235 196V195H234ZM92 198L93 200L96 201H99L100 203L97 202V204H100V205H88L86 204V202H90L88 201L89 198ZM98 197V196H97ZM129 197H126L124 196V200H129L130 202V198ZM143 197V196H142ZM141 197V198H142ZM155 197V196H154ZM163 197V196H162ZM164 197V198H165ZM170 197V196H169ZM192 197V196H191ZM229 197V196H227ZM236 197V196H235ZM99 198V197H98ZM151 198V197H150ZM163 198V199H164ZM174 199V196L172 197ZM186 198V197H185ZM190 198V197H189ZM206 198V196H205ZM210 198V197H209ZM221 198V197H219ZM218 198V199H219ZM225 198V197H224ZM90 199V200H92ZM136 199V198H135ZM176 199V197H175ZM174 199V200H175ZM182 199V198H181ZM227 199V198H226ZM236 198H234L235 200ZM132 200V199H131ZM137 200V199H136ZM140 200V199H139ZM142 200V199H141ZM157 200H159V198H157ZM168 200V199H167ZM173 200V201H174ZM188 200V199H186ZM197 200V199H196ZM225 200V199H224ZM164 201H166L164 199ZM226 201H229V200H226ZM237 201V202H238ZM93 201H91L92 203ZM105 202V201H104ZM111 202V200H110ZM109 202V203H110ZM168 202V201H167ZM169 202H172L169 201ZM177 202V200H176ZM198 202V201H197ZM200 202V201H199ZM103 203V202H102ZM111 203V204H112ZM149 203V202H148ZM147 203V204H148ZM175 203V202H174ZM183 203V202H182ZM181 203V204H182ZM195 203V202H194ZM104 204V203H103ZM127 204V201L126 203ZM130 204V203H128ZM132 204V203H131ZM130 204V205H131ZM134 204V203H133ZM132 204V205H133ZM147 204L145 205V207L147 206ZM168 204V203H167ZM220 204V203H219ZM222 204V203H221ZM229 204V203H228ZM107 205V204H106ZM177 205V204H176ZM231 205V204H230ZM238 205V204H237ZM236 205V207H237ZM238 205V206H239ZM137 206V205H136ZM179 206V205H178ZM181 206V205H180ZM225 206V205H224ZM141 207L142 204H141ZM183 207V205H182ZM257 207V208H258ZM147 210H149L148 207H146ZM190 208V207H189ZM195 208V207H194ZM224 208V207H223ZM261 208L259 207V209L261 210ZM121 209H124V208H121ZM120 209V210H121ZM126 209V208H125ZM129 209V208H128ZM128 209L126 211H128ZM143 208H141V211H142ZM229 209V208H228ZM258 209V210H259ZM84 210V212H89L88 213V216L91 215L90 217H88L87 219L83 216H82V219H80V217H78L81 213V211ZM145 210V208H144ZM253 210V209H252ZM257 210V211H258ZM131 211V209H130ZM215 211V210H214ZM229 211H232L231 209ZM237 211V210H236ZM254 211V210H253ZM252 211V212H253ZM83 212V213H84ZM122 212V210H121ZM143 212V211H142ZM240 212V211H239ZM242 212V214L244 215V213ZM255 212V211H254ZM82 213V214H83ZM96 213V211H95ZM94 213V214H95ZM190 213V212H189ZM192 213V212H191ZM215 213V212H214ZM257 213V212H256ZM85 214V213H84ZM141 214V213H140ZM188 214V213H187ZM225 214V213H224ZM241 214V212H240ZM250 214V213H249ZM247 214V215H249ZM262 214V213H261ZM264 214V213H263ZM98 214H96V217H97ZM101 215H103L101 213ZM116 215V216H115ZM190 215V214H188ZM192 215V214H191ZM217 215V214H216ZM246 215V214H245ZM258 215V213H257ZM85 216V215H84ZM184 216V215H182ZM206 216V215H205ZM215 216V215H213ZM240 216V215H239ZM256 216V215H255ZM254 216V217H255ZM100 217V215L98 216ZM104 217V216H102ZM181 217V216H180ZM185 217V216H184ZM187 217V216H186ZM185 217V219H186ZM193 217V216H192ZM191 217V218H192ZM250 217L253 219L252 217V214L250 215ZM106 219V217H104ZM102 218V219H104ZM113 218V219H112ZM209 218V217H208ZM248 219V217H246ZM95 219V218H94ZM100 219V218H99ZM118 219V218H117ZM120 219H123V217H120ZM152 219V218H151ZM183 219V218H182ZM184 219V220H185ZM196 219V218H195ZM243 219V217H242ZM84 220V221H83ZM93 221V219H91ZM96 220V219H95ZM123 220H127V219H123ZM131 220V219H130ZM153 220V219H152ZM188 220V219H187ZM191 220V219H190ZM189 220V221H190ZM215 220V219H214ZM90 221V222H92ZM98 221V220H97ZM101 221V219L99 220ZM117 221V220H115ZM120 221V220H119ZM180 221V219H179ZM194 222V220H192ZM243 221V220H242ZM250 221V220H249ZM252 221V220H251ZM108 222V221H107ZM109 222H111L109 220ZM113 223L111 224H116L114 221H112ZM176 222V221H175ZM225 222V221H224ZM248 222V221H247ZM259 222V221H258ZM89 223V221H88ZM94 223V222H92ZM101 223V222H100ZM102 223H104V221H102ZM132 223V222H131ZM130 223V224H131ZM155 222H153L154 224ZM203 223V222H202ZM214 223V222H213ZM250 223V222H249ZM248 223V224H249ZM263 223V222H262ZM45 224V223H44ZM107 224V223H106ZM180 224V223H179ZM183 224V223H182ZM185 224V223H184ZM189 224V223H188ZM210 224V222H209ZM243 224V223H242ZM81 225H85L86 227V230H83L82 228L84 227H81ZM103 225V224H102ZM111 225V226H113ZM166 225V224H165ZM175 225V223H174ZM181 225V224H180ZM258 225V224H257ZM92 226V225H91ZM105 226V225H104ZM110 226V228H111ZM118 223H117V227H118ZM121 226V225H120ZM119 226V227H120ZM126 226V225H124ZM144 226V225H143ZM191 226V224L189 225ZM263 226H264V223H263ZM79 227V228H78ZM84 227V229H85ZM101 227V226H100ZM115 227V226H114ZM128 226H126L125 229H127ZM176 227V225H175ZM178 227V225H177ZM193 227V225H192ZM191 227V229H193ZM195 227V226H194ZM246 227V226H245ZM244 227V228H245ZM262 227V226H261ZM48 228V227H47ZM76 228H78V230H76ZM116 228V227H115ZM123 228V227H122ZM166 228V227H165ZM183 228H185L183 226ZM252 228V227H251ZM88 229V230H87ZM94 229V228H93ZM117 229V228H116ZM116 229H115V232H116ZM120 229V228H119ZM129 229V228H128ZM130 229H133L130 228ZM135 229V228H134ZM139 229V228H138ZM171 229V228H170ZM190 229V228H189ZM196 229V227H195ZM228 229V228H227ZM118 230V229H117ZM168 230V228H167ZM176 230V229H175ZM183 230V229H182ZM42 231V230H40ZM76 231L75 233V236H74V232ZM99 231V232H100ZM123 232V231H126V230H120V232ZM134 231V230H132ZM151 231V230H150ZM184 231V230H183ZM223 231V230H222ZM43 232V231H42ZM131 232V230L129 231ZM147 232V231H146ZM245 234H246V231H244ZM49 233V231H48ZM57 233V231H56ZM109 232H107L106 234H108ZM127 233V232H125ZM125 233L123 232V235H125ZM135 233V232H133ZM139 233V232H138ZM150 233V232H149ZM3 234V235H2ZM42 234V233H41ZM112 234V233H111ZM115 234V233H114ZM130 234V233H129ZM127 234V235H129ZM253 234V233H251ZM59 235V233H58ZM121 235V234H120ZM119 236L117 235V239H116V248L118 247L119 250L120 248H125L126 245H129L127 242V239L125 238V236ZM222 235V234H221ZM40 236V235H39ZM38 236V237H39ZM109 236V235H108ZM113 236V235H112ZM116 236V235H115ZM131 236V234H130ZM136 236V235H134ZM183 236V235H182ZM190 236V235H189ZM256 236V235H255ZM128 237V236H127ZM133 237V235L131 236V238ZM143 237V236H142ZM146 237V235H145ZM143 237V238H145ZM245 237V236H244ZM35 238V237H33ZM135 238V237H134ZM140 238V237H139ZM148 238V237H147ZM243 238V237H242ZM63 239V238H62ZM112 239V240H111ZM130 239V238H129ZM141 239V238H140ZM138 239V240H140ZM143 240V239H142ZM142 240H140V243L142 244L143 242H141ZM148 240V239H146ZM176 240V239H175ZM174 240V241H175ZM59 241L62 243L63 241L59 239ZM134 241V239L132 240ZM145 241V239L143 240ZM226 241V240H225ZM136 242V241H135ZM139 242V241H138ZM163 242V241H162ZM109 243V244H108ZM113 243V242H112ZM177 241L174 243L176 244ZM180 243V242H179ZM64 244V243H63ZM148 244V243H147ZM242 244V243H241ZM258 244V243H257ZM11 245V244H10ZM34 245V244H33ZM41 245V244H40ZM113 245V244H112ZM133 245V244H132ZM150 245V244H149ZM246 245V244H245ZM45 246V245H44ZM48 246V245H47ZM138 246H139V243L136 242V244L134 243L132 250L135 251V249L137 250L138 249ZM141 246V245H140ZM148 246V245H147ZM161 246V245H160ZM164 246V245H163ZM239 246V245H238ZM111 247V246H110ZM142 247V246H141ZM245 247V246H244ZM10 248V247H9ZM48 248V247H47ZM45 248V249H47ZM108 248V247H107ZM129 248V247H128ZM151 248V247H150ZM14 249V248H13ZM16 249V248H15ZM52 249V248H51ZM131 249V248H129ZM263 249V248H262ZM12 250V249H11ZM18 250V249H17ZM76 250V251H77ZM110 250V249H109ZM140 249H138L139 251ZM53 251V250H52ZM121 251V250H120ZM125 251V249H124ZM123 251V252H124ZM128 252L127 253H130L129 250H127ZM131 251V250H130ZM137 251V252H138ZM165 251V250H164ZM163 251V252H164ZM13 252V251H12ZM37 252V251H35ZM166 252V251H165ZM17 253V251H16ZM21 253V252H20ZM59 253V252H58ZM61 253V252H60ZM121 253V252H120ZM126 253V252H125ZM134 253V252H133ZM161 253V252H160ZM167 253V252H166ZM64 254V253H63ZM76 254V253H75ZM81 254V253H79ZM132 254V253H130ZM137 254V253H135ZM139 254V253H138ZM142 254V253H141ZM139 254V256L141 255ZM27 255V254H26ZM25 255V256H26ZM122 255V254H121ZM264 255V254H263ZM80 256V255H79ZM82 256V254H81ZM126 256V254H125ZM124 256V257H125ZM131 256V255H130ZM133 256V255H132ZM135 256V255H134ZM143 256V255H141ZM140 256V257H141ZM147 256V255H146ZM149 256V255H148ZM151 257V256H149ZM163 256V254H162ZM29 257V256H28ZM71 257V256H70ZM81 257V258H83ZM122 256V258H124ZM127 257H129V255L127 254ZM126 257V259H127ZM27 258V257H26ZM73 258V257H72ZM130 258V257H129ZM134 259L136 258V261L140 260V258H137V257H133ZM145 257H142L141 259H143ZM147 258H145L147 260ZM25 259V258H24ZM92 259V258H91ZM96 259V257H95ZM124 258V260H126ZM131 259V258H130ZM138 259V260H137ZM151 259L153 260V256L151 257ZM213 259V258H212ZM29 260V259H28ZM59 260V258H58ZM78 260H79V257H78ZM77 260V261H78ZM129 260V259H127ZM150 260V259H148ZM191 260V259H190ZM193 260V259H192ZM70 261V260H69ZM89 261V260H88ZM121 261V260H120ZM123 261V260H122ZM121 261V263L123 264V262ZM135 261V260H134ZM38 262V261H37ZM95 262V261H94ZM141 262V260L139 261ZM142 262H144V260H142ZM191 262V261H190ZM189 261L187 262L188 264H191ZM244 262V261H243ZM261 262V261H260ZM66 263L67 260H66ZM65 263V264H66ZM71 262H69L68 264H70ZM78 264V262H76V258H75V264ZM81 263V262H80ZM83 263V262H82ZM88 264H90L89 262H87ZM101 263V264H102ZM119 262V264H121ZM134 263V262H133ZM137 262H135L136 264ZM148 263V262H147ZM150 263V262H149ZM148 263V264H149ZM212 263V262H211ZM40 264V263H39ZM73 264V262H72ZM86 264V263H85ZM94 264V263H93ZM96 264H97V261H96ZM124 264H127V261L124 263ZM130 264V261L129 263ZM142 264V263H140ZM144 264V263H143ZM146 264V262H145ZM157 264V263H155ZM158 264H161V263H158ZM186 264V263H185Z\"/></svg>","mask_w":264,"mask_h":264},{"label":"rangeland","instance_id":"2","mask_svg":"<svg viewBox=\"0 0 264 264\" xmlns=\"http://www.w3.org/2000/svg\"><path fill=\"white\" fill-rule=\"evenodd\" d=\"M16 1V2H15ZM69 0H0V22L1 23H3L2 21H4L5 19H7V21H6V23L8 22V20L10 21V22H8V23H10V26H11V24L13 25L12 27H11V29H13L12 30V32L11 33H8V32H6V31H2V32H0V38H5V37H8V36H10L9 34H16V35H18V34H22V32H21V30L19 29V27H20V25H22V24H24V25H28V23H29V29H32V27L33 28H35V29H37V27L39 26V27H41V25H42V28H46V29H66V30H68V31H70L71 33H74L75 34V32L78 34L79 33V35H77V34H75L76 36H78V38H80L81 40H84V41H86V39H87V44H83V45H81V46H75V43H74V41H72V42H70L69 40H66V39H63L62 37H60L59 36V38H58V36H52V37H55V38H43V39H40V38H37L36 36H23V39L21 38L19 41H16V40H14V39H12L13 41H15L14 43H19L20 44V50H17L16 51V53H14V52H12L11 51V49L9 48V49H7L5 46H1L0 45V60H2V61H7L8 60V63H18V61L20 60V63H22V58H20L19 59V57H21V53L23 52V53H26V54H28V55H31V57L32 58H37V57H39V56H42V57H44L45 59H47V60H49V61H51V60H53L54 58L52 57V56H54L57 52V55L56 56H54V57H57L59 54L62 56V58H63V60L64 61H71L72 62V64L74 63L73 62V56H74V54H75V56H79L83 61H85V62H90L91 61V58H92V60L94 59V60H96V62H101V63H104L107 67H111L110 69H113V68H115V67H119L118 69H121V61H114L113 62V57H115L114 58V60H122V64L123 65H126L125 67H126V69L128 70L129 68V65H127L128 63L130 64V68L132 67V71L130 70V75H128V77L126 76H124V75H122V73L119 71V73H117L119 76L116 78L115 77V73L113 74L112 73V75H114V76H112V75H107V77L106 76H102V77H100V76H97V78H96V76H94V75H89V73H82L81 74V76H80V78H79V80H78V82H77V86L78 87H76V86H73V85H67L68 86V88L73 92V94L76 96V98H77V100L76 101H81V102H83V103H85L86 104V102L88 101H90L89 103H88V105H87V107H91V106H93V107H91V109H92V113H91V109H84V111L86 112L85 114H84V111H83V109L81 108V111H80V108L79 109H77V110H79L82 114L81 115H83V116H81V115H79L80 114V112L79 111H77L76 112V114H78L79 116H81L80 118H84L85 116H86V118L88 117V115L91 113V114H93V111H96V109H97V111L96 112H98V113H102V114H99V117H97V118H99L98 120L97 119H95V122H99V120H102V118L100 117V115H103V117L104 118H108L109 120H110V116L111 117H113L112 118V120H110L109 122H110V124L111 123H113V122H115V123H117V125H113V124H109V130H110V132H112L113 134H115L114 136H113V138L115 137L116 139L118 138V139H123L124 138V140H125V138H126V136L124 135V134H122V136L120 135L121 133V131H122V133H125V132H123V131H125V130H123L122 128H121V123H119L118 121H119V117L117 116L116 117V113L117 112H122L124 109H125V107L126 108H128L129 106V108L128 109H126V110H124V111H126V112H122V113H127V114H129V111H130V115H131V113H133V112H131V108L133 107L135 110H134V112H136V113H133L130 117L129 116H127L126 115V117H123L124 118V120H125V122H124V120H123V124H124V128L127 126V124L129 125L130 124V120H133V122L135 123V120L137 119V117L138 118H142L145 114H148L147 115V117H151L153 120H155L156 118H154V117H156V116H158L159 117V119H160V121L162 122V125H164L165 126V128H166V130H169L170 128H169V125L170 124H168V122H169V110H170V107H171V105H173V106H177L176 107V112H178V120H179V123L178 122H176L177 123V131H180V129L179 128H181V131L180 132H178L180 135H181V138H182V136H184L182 139H179V144H180V146H179V144H178V149L177 148H175V146L176 145H174V142L173 141H175V144H176V141L177 140H170L169 141V145H171V147L169 148V150H171V151H169V150H167V153H168V157H166L167 156V153H166V151H164V149H163V145L162 144H160V145H158V147L156 146V145H154V147H151V149L153 150V148L156 150V149H159V148H161V151L160 152H162L161 153V156H160V158H161V160H162V164L163 165H165L166 163H168V164H166V165H172V166H168V167H170L169 169L171 170V172L168 170V171H166L167 172V174H170L171 175V177H170V175H167V174H165L166 172L164 171V174H162V176L161 177H163V175H165V177H166V179H168L167 181H168V185L166 186V190L164 191V190H162L163 192H158L157 194H156V192H154V191H149V189H145V188H141L136 182L134 183V181H131L130 180V182L127 180L126 181V179L124 178V180L125 181H123V178L122 177H120L119 178V176L117 175V174H115L116 172L115 171H112V170H109V172H107L108 170H106L105 169V171L107 172V175H109V177L110 176H112V173L115 175L114 177H110L109 178V181H106V180H103V179H101V178H99L98 177V173H101V174H103V172H105L104 171V169L103 168H101V169H99L100 171H96V168H94V166L91 164V165H88L89 164V161H92V160H89L90 159V156L89 155H86V154H84L83 153V155H82V153L79 151L78 152V154H80L81 153V155H78V154H76V155H74V153L73 154H70L69 156H67V157H65L64 156V150L63 151H60V153H59V156L61 155V156H63V157H65V158H67L68 160H66V163H65V168H64V171L67 169V174L69 175V173H70V175L71 174H73V172L76 174V173H78V175L79 176H81V177H85V179H87V181L85 180V182H87L86 184H90V185H92L94 188H92L93 190H94V192H95V195L96 196H93L92 195V197H94V199L96 198L97 200H99L100 199V197H102L103 196V203L101 202H99V201H101V200H99V201H96L95 202V200H93L91 197L88 199V201H90V202H86V204H88V205H100L101 204V206H103V207H108V208H113V203H112V198L114 197H112V194L113 195H116V194H119L118 196L116 195L115 196V198L114 199H117L116 197H121L122 195H124V196H126V197H129V196H127L126 195V193L128 194V195H130V196H133V197H135V198H130V202H129V200H124V196H122L121 197V199L119 198L118 200L120 201V202H116V204H114L115 206H114V208H113V212H114V214H116V212L118 213L119 211V213L118 214H120V213H122L121 215H123V216H117V218H115V219H113V220H111V219H108L110 216H106V214L103 212V211H98V210H95L96 211V213H95V211H90V214L92 215H89L88 216V213L89 212H84V210H82L81 211V213H80V215L78 216V217H80V219H82V216H83V218L85 217L86 219L88 218V217H93V218H88V220L86 221V222H83L86 226L88 225H90L88 228H89V230L90 231H95L96 232V230L97 229H99V231L101 230H103V233L105 232V230H107L106 231V233L107 232H109L108 234H106V233H102L101 231L99 232L98 230H97V232L98 233H101V234H103V235H105V236H107V237H112V239L114 240V241H112L106 248H105V250H104V252H106V253H108L109 251H113L114 249H111V248H113V246H115L114 248H115V250L114 251H116L118 254H120L119 255V260H117L116 262L117 263H115V264H119V262L121 263V261L123 262V264L127 261V264L129 263V261H130V264H135V262H137L136 264H140V263H144L145 264V262H146V264H148L149 262V264H155V263H161V264H188L187 262L189 261H191L190 263L191 264H264V226H263V223H264V210L261 208V206H259L260 208H261V210L259 209V207L257 208V207H252L251 208V211H249L248 213H244L243 212V210H242V208L240 207V205H239V197H238V195H240V188L238 189V187H236V184H235V182H236V179L235 180H230V179H228V178H224V179H228V180H223V182L221 181H219L218 179H217V175L216 174H214L215 175V177H214V175H213V177L214 178H212V179H210V180H207V185H208V187L206 186V187H204V186H202L203 184V178L204 177H207L206 175H199V176H196V177H198V178H194V179H196L195 180V182H191V181H194L193 179H191L192 177H190L189 178V176H191L192 174H193V172H195L194 170L196 169V167L195 166H199V164H203L202 166L200 165L199 167L197 166V168H200V167H202V168H200V169H204V170H206V174H207V172L209 171H211V166L213 165V163H214V161H215V156H213V158H210V157H207V155L206 154H201L199 151H200V145H199V143L200 142H198V141H196V140H194V135H195V133L194 132H196V130H195V128L192 130L191 129V127H190V122H189V120H190V118H193V120L194 121H196V119L197 120H200V121H202V116H203V118L205 117V112H207V111H210V113L213 111H215V113L216 112H222V113H218V115H217V117L214 115L213 117L215 118V120L218 122L220 119L221 120H224L225 122L223 123V129H222V134H223V132H224V135H229V134H231V135H234L233 133L235 132V130H239V129H241V130H245V131H247V129H248V131H249V129L251 130V129H254V128H256L257 126H259L260 125V123H262V124H264V90H262V89H258V87H255V85L254 84H252V83H249L248 84V82L247 81H243V82H240V84H239V89L238 88H234V89H232V93H230L229 95H224V94H221L220 95V93L218 94H215L216 92L215 91H207V88H203V89H201L200 88V90H198V91H196V92H187L188 94L190 93V95L188 96V94L186 95V96H183L184 94L182 93V92H180L181 90H183V89H185L184 87H186V82H192L193 81V83L192 84H194V82L197 80V78H199V74H197V73H193V69H195V68H197V63L198 62H196L195 60H193V59H191L192 57H195V56H197V55H199L200 57L202 56L203 58H205L207 55V57L205 58L206 60H207V58H209L208 60H211V58H213V56L211 55V52H214L215 50L212 48V51H210L209 53H208V51H195L193 54L191 53V54H188V55H182L180 58L183 60L184 58H186L187 59V64L185 65V67L184 68H181V67H178L176 64H175V61H173V59L172 58H170V60L169 59H164L163 60V58H160V59H158L157 61H152V60H148V61H146L145 63L147 64V62H148V64H149V67H147V65H145L144 63L143 64H141L142 62H140V61H136V59H134V55L130 52L131 51V49L133 50V49H136V45H132V46H130L131 44H125L124 42H113V41H115L116 40V38L120 35V37L122 36V37H125L126 36V34H128V32L127 33H125L124 32V26H123V24H122V21L120 20V19H114L112 16H108V15H105L104 13H103V11H104V9H105V7L107 6V5H109L110 3H108V4H106V6L104 5V4H100L98 1L99 0H82L81 2L83 3L82 5V7H80L79 9H74L73 11L75 12V11H77V12H79L81 15H78V14H76V13H74L73 11H72V9H71V7H70V5H71V3H70V5H69V3L67 4V2H68ZM84 1V2H83ZM101 1V0H100ZM103 1H106V0H103ZM102 1V2H103ZM147 1H149V0H147ZM150 1H152V3H158L160 6H162L163 8L166 6V8H168L169 10H171L174 6L175 7H177V6H179V7H177V8H179L181 11H185V10H187V11H185V13H187L190 9L189 8H186V9H184L185 7H183V6H187L189 3L191 4V3H193V1L194 0H150ZM189 1H191V2H189ZM196 1V0H195ZM194 1V2H195ZM219 1H221V0H215V2L216 3H218ZM225 1H226V3H225ZM222 0L220 3H218V4H223V7H224V5H225V8L223 9V10H229V11H227L226 13L228 14V16L229 15H232V13H233V15H234V18H233V16L232 17H230V18H228L229 19V21H228V19H226L227 21L226 22H230V23H224V27H226V28H228V24L230 25V28H232L233 26H234V28L236 29L235 30V32H237L232 38V40H233V42H232V40L230 41V40H223L222 41V45L224 44V46L225 47H223V49L224 48H226L227 50H231V49H235V44H236V42L238 41V42H240L241 43V41L242 42H244L245 43V41H246V43H247V41H248V44H249V42H250V45H252V47L254 46L255 47V50L257 51V52H255V50H254V47H253V50H254V54H253V52H252V56L250 55L249 56V58L247 57V58H245V56H243V58H245V60L247 61V62H245L247 65H249L251 62H250V60L253 58V59H256L257 57H255V56H260V57H262L263 58V61H264V54H263V52H264V13L263 14H261L260 15V17H258V18H253V19H251V15L249 14V11L248 10H246V9H243L242 8V6L241 5H239L238 3H236V1L235 0ZM227 1H230V3H228ZM233 1V2H232ZM43 2V3H42ZM69 2H72L71 0L69 1ZM107 3V2H106ZM136 3H138L139 4V2L138 1H136ZM187 3V4H186ZM233 3V4H232ZM170 4V5H169ZM171 4H173L172 6H171ZM231 4V5H230ZM235 4L237 5L238 4V6L237 7H239V8H237L236 6H235ZM7 5V6H6ZM103 5V6H102ZM140 5H142L143 6V4H140ZM169 5V6H168ZM28 6V7H27ZM66 6H68V7H66ZM171 6V7H170ZM232 8V7H234V8H232V9H230V7ZM62 7V8H61ZM104 7V8H103ZM228 7V8H227ZM12 9V10H8V9ZM45 8V10H43ZM58 8V9H57ZM67 8V9H66ZM165 8V9H166ZM183 8V9H182ZM227 8V9H226ZM23 9V10H22ZM43 11H42V10ZM87 9V10H86ZM168 9H166V11H168ZM241 9V10H240ZM34 10V11H33ZM230 10L232 11L231 12V14H230ZM242 11V12H239V11ZM5 12V13H3V15H7L8 14V16H6L5 18H4V16L2 15V12ZM12 11V12H11ZM50 11V12H49ZM60 11V12H59ZM101 11V12H100ZM146 11H148V13L150 14V13H152V11L153 10H151L150 11V9L149 10H146ZM183 11V12H184ZM246 11V12H245ZM8 12V13H7ZM10 12V13H9ZM30 12V13H29ZM51 12H53V13H58V14H60L61 16H63V18H61L58 22H56V23H51V22H44V17H42V16H47L49 13H51ZM82 12V13H81ZM83 12H85V13H83ZM100 12V13H99ZM189 12H191V10L189 11ZM238 12H239V14H238ZM248 12V13H247ZM18 13V14H17ZM72 13V14H71ZM237 13V14H236ZM63 14V15H62ZM65 14V15H64ZM73 14H75V16L73 15ZM96 16H95V15ZM2 15V16H1ZM73 15V16H72ZM77 15V16H76ZM102 15V16H101ZM15 16H16V18H15ZM33 16V17H32ZM41 16V19L42 20H39L40 18L39 17ZM68 17V18H66V17ZM150 16L152 17L151 19H150V21H152L151 22V24H150V21L148 22V24H145L146 26L148 25L149 26V28H147L146 26H141V27H139V28H137L136 29V31H140V32H137V33H135V35H133V33L131 34V36H130V33L128 34V37H127V39L128 40H130V41H133V36H135L134 38H135V40L138 38V42H143V41H147V40H149V39H147L146 38V35H145V31H146V33L149 35L152 31H155V32H153V33H155V34H157L158 33V31H156L157 29H156V26H158L161 22L159 21V20H157L155 17H156V14H155V12L153 11V14H150ZM37 17V18H36ZM91 17V18H90ZM108 17V18H107ZM154 17V18H153ZM263 17V18H262ZM9 18V19H8ZM11 18H12V20H11ZM65 18V19H64ZM69 18H74L73 20L72 19H69ZM232 18V19H231ZM2 19V20H1ZM14 19V20H13ZM64 19V20H63ZM66 19H67V21H66ZM68 19L69 20H72L71 22L70 21H68ZM90 19V20H89ZM154 19V20H153ZM231 19V20H230ZM62 20H63V22H62ZM79 20V21H78ZM120 20V21H119ZM15 21H16V24L17 25H15ZM29 21V22H28ZM73 21H74V24H75V27H74V25H73ZM118 21V22H117ZM156 21V22H155ZM5 22V21H4ZM19 22V23H18ZM21 22V23H20ZM31 22H32V24H31ZM116 22V23H115ZM154 22V23H153ZM184 22V23H183ZM187 22V23H186ZM191 21H188V20H184V21H181V23L180 24H182L183 26H181L179 23H178V25H176V27L177 26H179V27H177L178 29L179 28H181V27H183V28H185V29H187V30H189V27H191L192 25H194V26H196L197 28H199V24H197V22H191ZM0 23V24H1ZM14 23V24H13ZM45 23V24H44ZM68 25H67V24ZM96 23H97V25H96ZM119 23H121L120 24V26H119ZM159 23V24H158ZM5 24V23H4ZM155 26H154V25ZM188 24H190V25H188ZM225 24H227V25H225ZM33 25V26H32ZM35 25V26H34ZM63 25V26H62ZM72 25V26H71ZM88 25V26H87ZM116 25V26H115ZM189 27H188V26ZM212 25V24H211ZM216 25V24H215ZM232 25V26H231ZM16 27V29H17V31H15L16 29H15V27ZM18 26V27H17ZM69 27L68 29L67 28H65V27ZM192 27L193 29H190V30H194L195 32H197V33H199V34H202L203 36L202 37H204V36H206V34H208V35H211V34H213L215 31H213L212 30V28H210V27H212V26H210V24H208L207 26H201L200 25V28L199 29H194V28H196V27ZM14 27V28H13ZM28 27V26H27ZM113 27V28H112ZM151 27V28H150ZM175 27V26H174ZM187 27V28H186ZM202 27H203V29H202ZM246 27H248V28H246ZM95 28V29H94ZM147 28V29H146ZM154 28V29H153ZM176 28V29H177ZM219 28H222V27H219ZM245 28V29H244ZM82 29V30H81ZM119 30V34H118V31H116V30ZM121 29H123V30H121ZM144 29V30H143ZM152 31H151V30ZM176 30V32L178 31L179 33H178V35L180 36L181 34H185V37H186V35H187V30L186 31H183V30H181L180 29V31H183V32H181V34H180V31L179 30ZM212 31H211V30ZM223 29V28H222ZM238 29V30H237ZM241 29V30H240ZM247 29V30H246ZM84 30V31H83ZM143 30V31H142ZM148 30H149V32H148ZM73 31V32H72ZM112 31H113V33H112ZM115 31V32H114ZM151 31V32H150ZM211 31V32H210ZM220 31L222 32V30L220 29ZM220 31H218L217 32V34H220L219 32ZM239 31H241V32H239ZM247 31H249V35H247L248 34V32ZM6 32V33H5ZM15 32V33H14ZM17 32V33H16ZM121 32H123L124 33V35L121 33ZM170 32V31H169ZM184 32H186V33H184ZM203 32V33H202ZM8 33V34H7ZM83 33V34H82ZM93 33V35H95V36H93V35H91ZM109 33V34H108ZM139 33V34H138ZM144 33V35H141V34H143ZM153 33H151L150 35H152ZM172 32H170V33H168V35H170ZM174 33V32H173ZM209 33H211V34H209ZM239 33V34H238ZM240 33H241V35H240ZM245 33V34H244ZM250 33H251V35H250ZM20 34V35H21ZM85 34V35H84ZM90 34V35H89ZM96 34L98 35V37L96 36ZM116 34V35H115ZM217 34H214L213 35V37L214 36H216ZM83 35V36H82ZM118 35V36H117ZM147 35V36H148ZM158 35V34H157ZM245 35H247V36H245ZM84 36H85V38H84ZM144 36H145V38H144ZM238 36L239 37H241L240 39L238 38ZM245 36V37H244ZM249 36V37H248ZM252 36V37H251ZM26 39H25V38ZM125 37V38H126ZM132 37V38H131ZM153 37V36H152ZM182 37V36H181ZM237 37V38H236ZM31 38V39H30ZM60 38H62V40L60 39ZM111 38V39H110ZM113 38H115V39H113ZM131 38V39H130ZM245 38V39H244ZM252 38V39H251ZM40 39V40H39ZM50 41H49V40ZM112 39H113V41H112ZM117 39H119L120 40V38H117ZM145 39V40H144ZM147 39V40H146ZM237 39H239V40H237ZM243 39V40H242ZM10 40V42H11V39H9ZM32 40V41H31ZM46 40H47V42L49 41V43H47L46 42ZM93 42V41H95V42H93L92 44H91V41ZM104 41L103 43L101 42V41ZM107 40V41H106ZM157 40V42H153V41H156ZM236 40V42H234ZM241 40V41H240ZM67 41V42H66ZM101 43H100V42ZM110 41H112L113 43H111ZM153 44H155V45H157L158 46V50H161V51H166L165 49H167V50H171V48L169 47V46H171L173 43L172 42H170V41H167L168 42V44L166 43V41H164V42H162V41H160V43H159V41H158V39H157V37L154 35V39H153ZM226 41V42H225ZM227 41H228V43H227ZM230 41V42H229ZM46 42V43H45ZM65 42V43H64ZM37 43H38V45H37ZM53 45H52V44ZM70 43H72V44H70ZM95 43H96V46H95ZM98 43V44H97ZM107 43V44H106ZM124 43V44H123ZM165 45H164V44ZM42 44V45H41ZM167 44V45H166ZM171 44V45H170ZM196 44V43H195ZM232 44H234L235 46H233ZM36 46V48H35V46ZM45 45V46H44ZM63 45V46H62ZM88 45V46H87ZM94 45V46H93ZM106 45V46H105ZM118 45V46H117ZM119 45H121V46H119ZM125 45H127V46H125ZM129 45V46H128ZM160 45H161V47H160ZM227 45V46H226ZM231 47H230V46ZM54 46V47H53ZM59 46V47H58ZM60 46H62V47H60ZM74 46V47H73ZM87 46V47H86ZM100 46H102V47H100ZM105 46V47H104ZM135 46V47H134ZM165 46V47H164ZM167 46V47H166ZM43 47V49H41ZM49 47V48H48ZM57 47V48H56ZM91 47V48H90ZM103 47H104V49H103ZM121 47V48H120ZM227 47H229V49L227 48ZM105 48H107L106 50H105ZM129 48H130V50H129ZM160 48V49H159ZM165 48V49H164ZM46 49V50H45ZM52 49V50H51ZM88 49V51H86ZM98 49H100V50H98ZM101 49H102V51H105V52H102L101 51ZM8 50V51H7ZM35 50V51H34ZM89 50H92V51H89ZM95 50V51H94ZM76 51V52H75ZM109 51V52H108ZM28 52V53H27ZM65 52V53H64ZM96 52H98L97 54H96ZM204 52V53H203ZM14 53V54H13ZM20 53V54H19ZM196 53V54H195ZM256 53H257V55H256ZM262 53V54H261ZM16 54V55H15ZM52 54V55H51ZM89 54V55H88ZM93 55V56H92ZM95 55V56H94ZM225 53H223L222 54V56L221 57H218V60H219V62L220 63H222V61H223V63H224V61L226 60L227 62L229 61V59L227 60L226 58H223V57H225V56H227V55H225ZM71 56V57H70ZM83 56V57H82ZM111 56H113V57H111ZM184 56V57H183ZM18 57V58H17ZM105 57V58H104ZM183 57V58H182ZM189 57V58H188ZM251 57V58H250ZM255 57V58H254ZM258 58V59H260V61H262V58ZM68 58H69V60H68ZM112 58V59H111ZM185 59V60H186ZM192 60L193 62H191V63H189V65H188V60ZM222 59V60H221ZM224 59V60H223ZM126 60V61H125ZM221 60V61H220ZM232 60V59H231ZM239 60L240 59H238V61L237 62H239ZM242 60L243 59H241L240 61H241V63H244V62H242ZM123 61H125V62H123ZM151 61V62H150ZM169 61H171V62H169ZM249 61V62H248ZM119 62V63H118ZM126 62H128V63H126ZM173 62H174V66H177L178 67V69H177V67H174L173 66ZM195 62H196V64H195ZM249 63V64H248ZM131 64H133V66L131 65ZM168 66V67H167ZM238 66V65H237ZM73 68H74V66H72ZM71 67V68H72ZM113 67V68H112ZM152 67V68H151ZM161 67V68H160ZM188 67V68H187ZM134 68H135V71H134ZM149 68L151 69L150 71H152L155 75H152V76H149V74H153V73H151V72H149L148 70H149ZM170 68V69H169ZM174 68V69H173ZM186 68H187V70H186ZM193 68V69H192ZM166 69H168V70H166ZM184 69V70H183ZM191 69V70H190ZM246 69H249V67H247ZM129 70H128V72H129ZM157 70V71H156ZM171 70V71H170ZM136 71H139V72H137L136 73ZM164 71H166L167 73H168V75L169 76H166L167 75V73H165L164 74ZM188 72V73H186V72ZM192 71V72H191ZM127 72V73H128ZM217 72H219V74H222V72L221 71H217ZM21 73L23 74L24 72L23 71H21ZM136 73V75H138V77L140 76V78L139 79H141V78H143L144 79V77H145V79L144 80H142L141 79V81H142V83H143V88H144V90H145V92H150L152 89H154V87H152V86H154L153 84H152V82L154 81L156 84H158L157 85V87L156 88H158L157 90H156V95L157 96H159V97H161V98H153V99H149L148 101H146V100H143V98H142V100H141V96H139L138 97V94H137V97H136V93L138 92L137 91V86H134L133 84V86H134V88H135V92L133 91V86H131V85H129V87H128V85H126L125 84V80H122V79H126L127 78V80L129 79L130 80V78L132 79H134V81H132L133 83L135 82V79L137 78V76L136 75H134V74ZM139 73H140V75H139ZM183 73H185V74H183ZM190 73V74H189ZM192 73V74H191ZM116 74V75H117ZM134 76H133V75ZM142 74V75H141ZM143 74H144V76H143ZM148 74V75H147ZM162 74H164V75H162ZM188 74V75H187ZM197 74V75H196ZM26 75V74H25ZM120 75H121V77H120ZM193 75V76H192ZM28 77V80H29V82L30 81H32L33 83H35L34 85L36 86V87H39L40 86V88H42V89H44L45 91H46V89H47V93H49V94H52L53 92L55 93V92H57V87H56V85H54V84H50V82L49 83H47L48 84V86H47V88L45 89V87H46V85H44V82H40V80H38L37 78H35L34 76H31L30 74H28L27 75ZM125 77V78H123V77ZM136 76V77H135ZM141 76H143V77H141ZM184 76V77H183ZM188 76H190V77H188ZM232 76H234V75H232ZM262 76H263V78H264V74H262ZM99 77V78H98ZM104 77V78H103ZM113 77V78H112ZM116 79H115V78ZM121 79H120V78ZM166 77V78H165ZM172 78V79H168L167 80V78ZM235 77V76H234ZM101 78V79H100ZM106 78V79H105ZM110 78H112V79H110ZM119 78V79H118ZM146 78H148V79H150V80H147ZM163 78H165V80L163 79ZM174 78V79H173ZM187 78H188V80H187ZM190 78V79H189ZM194 79V80H192V79ZM263 78H258L257 80H256V82H264V79ZM87 79H88V81H87ZM97 79V80H96ZM103 79V80H102ZM139 79L137 78L136 80L139 82ZM82 80V81H81ZM116 82H115V81ZM152 80V81H151ZM254 80V81H255ZM90 81V82H89ZM92 81V82H91ZM121 81H122V83H121ZM151 81V86H149V84H146V83H149ZM173 81V82H172ZM101 82V83H100ZM103 82V83H102ZM112 82L116 85V88H115V86H114V84H112ZM119 84H118V83ZM159 82V83H158ZM162 84H161V83ZM175 82H177V83H175ZM180 82H183V83H181V84H179ZM83 83V84H82ZM84 83H87V84H84ZM89 83V84H88ZM111 83V84H110ZM121 83V84H120ZM124 83V84H123ZM247 83V84H246ZM5 84V83H4ZM91 84V85H90ZM102 84V85H101ZM117 84H118V86H121V87H118L117 86ZM6 85V84H5ZM4 85V86H5ZM51 85L52 86H54V87H51ZM104 85V86H103ZM123 85V86H122ZM146 85V86H145ZM147 85L149 86V90L150 91H146V89H148V88H146L147 87ZM0 86H2V84H0ZM45 86V87H44ZM85 86V87H84ZM87 86V87H86ZM92 86V87H91ZM29 86H27V88H28ZM71 87H74V88H76V90L74 91V88L73 89H71ZM98 87V88H97ZM123 87V88H122ZM125 87H127V88H129V90H132V92L131 91H129V90H124V88ZM131 87V88H130ZM161 87V88H160ZM52 88H54V89H52ZM104 88V89H103ZM114 88V89H113ZM166 88V89H165ZM29 89H31V87H29ZM78 89V90H77ZM95 89V90H94ZM110 89L112 90L113 89V91H114V93H112V95L110 94L111 93V91H110ZM121 89H123L122 91H124V93L121 91ZM126 89V88H125ZM206 91H205V90ZM55 90V91H54ZM97 90V91H96ZM172 90V91H171ZM208 90H210V89H208ZM32 91V90H31ZM77 91V92H76ZM92 91H93V93H92ZM108 91H109V93H108ZM112 91V92H113ZM121 91V92H120ZM125 91L126 92H128V93H125ZM160 91V92H159ZM177 91V92H176ZM203 91V92H202ZM75 92V93H74ZM96 92V93H95ZM102 92V93H101ZM107 92L108 93V95H106L105 93ZM134 92V93H133ZM170 92H171V94H170ZM179 92H180V95H179ZM122 93V94H121ZM130 93H132V94H130ZM200 93V94H199ZM243 93H245V95L247 94H249L248 96H246L245 98H241V97H243L242 95H243ZM88 94V95H87ZM110 94V95H109ZM115 94V95H114ZM127 94H128V96H127ZM177 94V95H176ZM182 94V95H181ZM241 94V95H240ZM97 95H99V96H97ZM105 95V96H104ZM126 95V96H125ZM130 95L131 96H133V95H135V99H133L131 102H127V103H125V98H129L130 97ZM205 95H207V96H205ZM213 95V96H212ZM87 96H89V97H87ZM110 96V97H109ZM112 96H114V97H112ZM210 96V97H209ZM106 97V98H105ZM113 99H112V98ZM125 97V98H124ZM182 98V100H181V98ZM184 97H186V98H184ZM187 97L189 98L188 100H187ZM198 97V98H197ZM199 97H204V98H206L207 99V105H205V106H198V102H199V100H197V99H199ZM249 97V98H248ZM94 98V99H93ZM99 98V99H98ZM104 98V99H103ZM111 100H110V99ZM137 98V99H136ZM194 98H195V100H194ZM241 98V99H240ZM139 99V100H138ZM214 99H220L219 101L220 102H215V100ZM224 99V102L226 103L227 102V100L228 101H230L231 103H230V105L232 106V107H230V106H228L227 104H225L224 102H222V100ZM238 99V100H237ZM34 100V103H31L30 102V104H35V108L37 109V110H39V109H42L43 108V105H45L46 104V101H44V100H41V99H39V98H37V99H33ZM32 100V101H33ZM111 101V102H106V101ZM114 101V103H113V101ZM120 100V101H119ZM124 100V101H123ZM167 100V101H166ZM185 100H187V101H184ZM193 100H194V102H193ZM236 102H235V101ZM256 100V101H255ZM85 101V102H84ZM115 101H118V102H115ZM122 101V102H121ZM127 101V100H126ZM192 101V102H191ZM212 103H211V102ZM238 101V102H237ZM79 102H77V103H79ZM133 102V103H132ZM156 102V103H155ZM243 102V103H242ZM109 103H110V105H111V107H110V105H109ZM117 103V104H116ZM118 103L119 104H121V105H118ZM125 103V104H124ZM168 103V104H167ZM214 103V104H213ZM218 103V104H217ZM222 103V104H221ZM39 104V105H38ZM55 104H57V103H55ZM66 106H64V105ZM170 104V106H168ZM175 104H177V105H175ZM225 104V105H224ZM234 104L236 105V106H234ZM243 104V105H242ZM246 104V105H245ZM257 104V105H256ZM109 105V106H108ZM126 105V106H125ZM128 105V106H127ZM190 105V106H189ZM222 107H221V106ZM244 105H245V108H244ZM27 106V105H26ZM63 106V107H62ZM69 106L70 105H68L67 104V102H61V104L59 105V104H57V105H55V107H54V109L56 110H60L63 114L64 113H66V114H64L62 117H64V119H60L61 121H60V124L62 125L63 124V129H61V128H58V132L59 133H62V132H69L70 133V135H71V133L72 132H74V131H78V130H80L79 128H74L75 127V125H73V124H70L71 123V117L69 116L70 115V110H71V106H70V108H69ZM112 106L116 109L115 111L116 112H114L113 110H112ZM117 106V107H116ZM121 108V109H123V110H119V107ZM226 106V107H225ZM234 106V107H233ZM242 106V107H241ZM41 107V108H40ZM57 107V108H56ZM107 107V108H106ZM157 107V108H156ZM195 107V108H194ZM237 107H238V109H237ZM39 108V109H38ZM110 108V109H109ZM156 108V109H155ZM109 109V110H108ZM136 109H137V111H136ZM139 109H142V111L140 110V111H138ZM144 109H146V110H144ZM149 109V110H148ZM155 109V110H154ZM208 109V110H207ZM215 109V110H214ZM232 109V111H227V110H231ZM69 111V113H68V111ZM118 110V111H117ZM152 110V111H151ZM154 110V111H153ZM179 110V111H178ZM184 110V111H183ZM195 110V111H194ZM203 110V111H202ZM205 110V111H204ZM83 111V112H82ZM109 111V112H108ZM111 111H113V112H111ZM128 111V112H127ZM197 111V112H196ZM89 112V113H88ZM141 112V114H143V115H141V117L139 116L140 114L139 113ZM155 112V114H153ZM159 112V114H157ZM190 112V113H189ZM191 112H195V114L193 115V116H191ZM201 113V114H199V113ZM229 112V113H228ZM235 112V113H234ZM110 113H112V114H110ZM113 113H114V115H113ZM168 113V114H167ZM181 113V114H180ZM187 113V114H186ZM198 113V114H197ZM226 113H228V114H226ZM90 114V115H91ZM109 116H107V115ZM188 115V116H185V115ZM220 114H223V116L222 115H220ZM75 115V114H74ZM85 115V116H84ZM113 115V116H112ZM184 115V116H183ZM197 115H199V117L197 116ZM115 116V117H114ZM154 116V117H153ZM161 116V117H160ZM179 116H181L180 118H179ZM198 117V118H196V117ZM132 117V118H131ZM195 117V118H194ZM219 117V118H218ZM72 118H74V120H76L77 118H76V115L74 116V117H72ZM76 118V119H75ZM91 118V116L90 117H88L87 119H90ZM117 120H116V119ZM119 118V119H118ZM122 118V119H123ZM126 118V119H125ZM129 118V119H128ZM131 118V119H130ZM200 118V119H199ZM218 118V119H217ZM70 119V123H69V120ZM122 119H120V122H122ZM229 119V120H228ZM56 120V119H55ZM64 120H65V122H64ZM115 120V121H114ZM126 120H128V121H126ZM182 121V124H181V121ZM185 120V121H184ZM187 120V121H186ZM58 121V120H57ZM56 121V122H57ZM113 121V122H112ZM228 121V122H227ZM229 121H230V123H232L231 125H230V123H229ZM53 122L54 123H56L54 120H53ZM68 122V123H67ZM128 122V123H127ZM216 122V123H217ZM220 122V121H219ZM188 123V124H187ZM226 123H227V125H229L228 127L226 126ZM60 124H57L59 127L61 126ZM68 124H70V125H68ZM255 124H256V126H255ZM72 125H73V127H72ZM113 125V126H112ZM182 125V126H181ZM213 125V124H212ZM233 125L235 126V127H233ZM255 127H254V126ZM71 126V127H70ZM113 127V129H115V130H113L112 129V127ZM120 126V127H119ZM180 126V127H179ZM168 127V128H167ZM200 127V128H199ZM206 127H208V129H206ZM230 127H232L233 129H234V132H233V129H230ZM237 127V128H236ZM249 127H251V128H249ZM74 128V129H73ZM118 130H117V129ZM163 128V129H162ZM165 128L162 126L161 127V129L165 132L166 130H165ZM184 128V129H183ZM197 128L201 131V132H205V131H208V132H205V135L206 134H208L209 133V130H210V126L208 125V123H203V122H201L198 126H197ZM239 128V129H238ZM247 128V129H246ZM89 129H92V130H89ZM87 131H85L86 133V135L87 136H92L94 133H96V132H94L93 131V128H89ZM122 129V130H121ZM201 129H204V131L203 130H201ZM230 129V130H229ZM262 129H264V127L262 128ZM63 130V131H62ZM121 130V131H120ZM195 130V131H194ZM154 132L152 133V134H155V136L157 135V137L158 138H160L161 136H159L158 134H156V132H155V130H153ZM190 131V132H189ZM240 131V130H239ZM91 132V133H90ZM94 132V133H93ZM119 132V133H118ZM191 132H193L194 133V135L192 134V136H190V134H191ZM232 132V133H231ZM139 133V134H138ZM136 135H134L133 137H130L131 139H132V141L134 142V144H135V148H136V143L140 140L139 138H141L142 136H144L145 137V135L146 134H144V135H141V133L140 132H138ZM183 133H185V134H183ZM226 133V134H225ZM92 134V135H91ZM103 135V136H102ZM102 135H100V137H99V139H98V141H100V143L99 142H97V145H103V144H107V136H105V139H103V137H104V134H102ZM117 135V136H116ZM120 135V136H119ZM139 135V136H138ZM135 136H136V138H135ZM185 136H186V138H185ZM117 139V140H118ZM139 139V140H138ZM184 139V140H183ZM192 139V140H191ZM137 140V141H136ZM180 140H181V142H180ZM186 140V141H185ZM104 141V142H103ZM193 141H194V144H193ZM196 141V142H195ZM237 139H236V141L234 142V145H230V146H228V149L230 150V148H232L231 150H233L234 148H237L236 147V143H237ZM136 142V143H135ZM172 142V143H171ZM188 142V143H187ZM173 144V145H172ZM183 144V145H182ZM185 145V146H184ZM111 146H113V147H115V148H111ZM182 146V147H181ZM196 146V147H195ZM108 148H111V149H116V150H118L119 152H121L120 151V145L117 143V141H112V143H111V145H110V147L109 146H107ZM117 147H119V148H117ZM177 147V146H176ZM188 147V148H187ZM192 149H191V148ZM134 148V149H135ZM174 148V149H173ZM184 149H186V151L184 150ZM188 149V150H187ZM198 149H199V151H198ZM164 151V153H163V151ZM175 150V151H174ZM183 150V151H182ZM117 151V152H118ZM170 152V154H172L171 156L173 157V159H174V161H172L173 159H172V157L170 156V154H169V152ZM174 151V152H173ZM179 151H180V153H179ZM193 151V152H192ZM118 152V153H119ZM63 153V154H62ZM165 153H166V155H165ZM185 153V154H184ZM196 153H200V154H196ZM195 154L196 155H198L197 157L195 156ZM74 155V157L72 158V156ZM78 155V156H77ZM202 156L203 155V157H207V158H203V161L202 162H200L199 161V159L201 160V158L202 157H199V156ZM88 156V157H87ZM190 156V157H189ZM193 156H195V157H193ZM235 156H238V155H235ZM235 156H234V158L233 159H235V160H232L233 161V164H235L236 162H237V159H238V157H236L235 158ZM79 158V160H75L76 158ZM170 157V158H169ZM176 157V158H175ZM184 157V158H183ZM186 157V158H185ZM85 158V159H84ZM165 159V161H167L166 163H165V161L163 160V159ZM181 158V159H180ZM190 158V159H189ZM195 158V160H193ZM72 159V160H71ZM168 159L171 161V162H169L168 161ZM205 159H207V160H205ZM210 159H214V160H212V162H210L211 160ZM83 160H85L86 161V163L83 161ZM182 160V161H181ZM192 160H193V162H192ZM198 162H200V163H197V164H195L197 161ZM68 161V162H67ZM72 161H73V163H74V161H75V163H76V165H75V163L73 164L72 163ZM87 161H88V163H87ZM113 161V159H111V160H109V162H112ZM194 161H196V162H194ZM207 163V164H205L204 165V163L205 162ZM235 161V162H234ZM239 161V160H238ZM164 162V163H163ZM173 162V163H172ZM195 164V166L192 164ZM83 163V164H82ZM153 164H152V167L154 166H156V164L154 163V162H152ZM209 163H211V164H209ZM238 163V162H237ZM237 163H236V165H237ZM87 164V165H86ZM139 165H141V164H139ZM165 165V166H166ZM207 165V166H206ZM211 165V166H210ZM66 166H67V168H66ZM93 167V168H88V167ZM204 166H206V168L204 167ZM209 166H210V170H207V169H209ZM154 167L153 168H151V173H155L156 171H155V169H154ZM172 167V168H171ZM181 168V169H180ZM194 168V169H193ZM77 169V170H76ZM103 169V170H102ZM102 170V171H101ZM178 170V171H177ZM233 170H235V171H233ZM73 171V172H72ZM155 171V172H154ZM185 171V172H184ZM231 171H233V172H231ZM230 171V173L232 174H234V173H236V167H235V169H234V167L232 168V170ZM238 171V170H237ZM191 172V173H190ZM209 172H208V174L207 175H209L208 177H210L211 178V173L209 174ZM240 172V171H239ZM109 173H111V175L109 174ZM187 173H188V175H187ZM189 173H190V175H189ZM238 173V172H237ZM236 173V178H239V176L240 175H238ZM156 174V173H155ZM179 174V175H178ZM84 175V176H83ZM86 175V176H85ZM93 175V176H92ZM238 175V176H237ZM118 176V177H117ZM226 176L228 177V175L226 174ZM234 176V175H233ZM89 179H88V178ZM94 177L96 178V179H94ZM118 179H117V178ZM168 177V178H167ZM172 177H174V178H172ZM73 178V177H72ZM76 178V177H75ZM180 180V181H182V182H180V181H177L178 179ZM200 178H202V179H200ZM70 179V178H69ZM74 179V178H73ZM94 181H93V180ZM110 179H112V180H110ZM120 179V180H119ZM172 179V180H171ZM173 179H175L174 181H173ZM189 179V180H188ZM218 181H217V180ZM114 180V181H113ZM215 181V182H213L212 184H211V182L212 181ZM75 183H76V180H73ZM172 181V182H171ZM95 182H97V183H95ZM115 182V183H114ZM131 182H133V183H131ZM180 182V183H179ZM200 182H202L201 183V187H200V184L199 183ZM95 185H94V184ZM171 183H173V184H171ZM180 184V186H179V184ZM184 183H185V185L186 186H183L184 185ZM191 183V184H190ZM214 183H216V186H214L213 184ZM222 183V184H221ZM224 183V184H223ZM119 184H122V185H119V188H120V190H119V188H116V187H118V185ZM136 184L139 186H136ZM188 184V185H187ZM189 184H190V188H188V189H190V191H188V189H187V187L189 186ZM193 184V185H192ZM217 184H219V185H217ZM233 184V185H232ZM171 185H172V187H171ZM193 186V189L191 188L192 186ZM212 187H211V186ZM235 185V186H234ZM125 186H128V188L127 187H125ZM214 186V187H213ZM231 186V187H230ZM233 186V187H232ZM96 187V188H95ZM115 189H114V188ZM203 187V188H202ZM98 188V189H97ZM104 188H106V189H104ZM114 189V191L113 190H111V189ZM121 188H124V190L123 189H121ZM173 188V189H172ZM202 188V189H201ZM229 188H232L231 190V192L229 193V191H230V189ZM118 189V190H117ZM126 189V190H125ZM169 189V190H168ZM171 189H172V191H171ZM184 189L189 193V194H187L185 191H184ZM229 189V190H228ZM98 190H99V192H98ZM127 191V192H124L123 193V191ZM142 190V191H141ZM200 190V191H199ZM239 190V191H238ZM97 191V192H96ZM109 191V192H108ZM118 191V192H117ZM161 191V190H160ZM168 191V192H167ZM193 193H192V192ZM101 192V193H100ZM113 192V193H112ZM115 192H117V193H115ZM122 192V193H121ZM152 192V193H151ZM166 192V193H165ZM173 192V193H172ZM176 192H177V194H176ZM190 192H191V194H190ZM238 192V193H237ZM99 193H100V195H102V196H100L99 195ZM115 193V194H114ZM132 195H131V194ZM154 193L156 194V195H154ZM161 193H163V195L161 194ZM168 193V194H167ZM171 193V194H170ZM185 193H186V195H185ZM207 195H206V194ZM234 193H236V194H234ZM153 194V195H152ZM163 196H161V195ZM165 194V195H164ZM166 194H167V199H166ZM173 194V195H172ZM192 194H196V195H194V199H193V195ZM204 194V195H203ZM208 194L210 195L209 197H208ZM225 194H227V196H229V197H227ZM236 196H234V195ZM111 195V196H110ZM219 195V196H218ZM225 195V196H224ZM232 195V196H231ZM99 198H98V197ZM108 196H109V198L110 197H112L110 200H111V202H110V200L108 199ZM143 196V197H142ZM155 196V197H154ZM170 196V197H169ZM174 196V199H175V197H176V199L174 200L172 197ZM192 196V197H191ZM205 196H206V198H205ZM225 198H224V197ZM230 196H231V198H230ZM142 197V198H141ZM151 197V198H150ZM165 197V198H164ZM186 197V198H185ZM190 197V198H189ZM219 197H221V198H219ZM157 198H159V200H157ZM166 200V201H164V199ZM182 198V199H181ZM219 198V199H218ZM227 198V199H226ZM234 198H236L235 200H234ZM90 199H92V200H90ZM132 199V200H131ZM140 199V200H139ZM142 199V200H141ZM186 199H188V200H186ZM197 199V200H196ZM225 199V200H224ZM172 200V202H169V201H171ZM174 200V201H173ZM176 200H177V202H176ZM226 200H229V201H226ZM91 201H93L92 203H91ZM105 201V202H104ZM126 201H127V204H125L126 203ZM168 201V202H167ZM198 201V202H197ZM200 201V202H199ZM238 201V202H237ZM97 202L98 203H100V204H97ZM110 202V203H109ZM149 202V203H148ZM175 202V203H174ZM183 202V203H182ZM195 202V203H194ZM1 203V202H0ZM112 203V204H111ZM128 203H134L133 205L131 204H128ZM148 203V204H147ZM168 203V204H167ZM182 203V204H181ZM220 203V204H219ZM222 203V204H221ZM229 203V204H228ZM107 204V205H106ZM141 204H142V206L143 207H141ZM147 204V206L146 207H148L149 208V210H147V208L145 207V205ZM177 204V205H176ZM231 204V205H230ZM239 206H238V205ZM137 205V206H136ZM179 205V206H178ZM181 205V206H180ZM182 205H183V207H182ZM225 205V206H224ZM236 205H237V207H236ZM2 206L0 205V214L2 215L3 213L2 212H4L5 210H4V207L3 208H1ZM190 207V208H189ZM195 207V208H194ZM224 207V208H223ZM121 208H124V209H121ZM126 208V209H125ZM129 208V209H128ZM141 208H143L142 209V211H141ZM144 208H145V210H144ZM229 208V209H228ZM122 210V212H121V210ZM128 209V211H126ZM130 209H131V211H130ZM232 210V211H229V210ZM255 211H253V210ZM259 209V210H258ZM4 210V211H3ZM215 210V211H214ZM237 210V211H236ZM258 210V211H257ZM241 212V214H240V212ZM253 211V212H252ZM85 214H84V213ZM190 212V213H189ZM192 212V213H191ZM215 212V213H214ZM242 212L244 213V215L242 214ZM258 213V215H257V213ZM83 213V214H82ZM95 213V214H94ZM101 213L103 214V215H101ZM141 213V214H140ZM190 214V215H188V214ZM225 213V214H224ZM250 213V214H249ZM262 213V214H261ZM96 214H98L97 215V217H96ZM192 214V215H191ZM217 214V215H216ZM246 214V215H245ZM247 214H249V215H247ZM252 214V217H253V219L250 217V215ZM85 215V216H84ZM100 215V217H98ZM182 215H184L185 217H186V219H185V217L184 216H182ZM206 215V216H205ZM213 215H215V216H213ZM240 215V216H239ZM256 215V216H255ZM102 216H104V217H106V219L104 218V217H102ZM116 216V215H115ZM181 216V217H180ZM193 216V217H192ZM255 216V217H254ZM120 217H123V219L125 218V219H127V220H123V219H120ZM192 217V218H191ZM209 217V218H208ZM242 217H243V219H242ZM246 217H248V219L246 218ZM96 220H95V219ZM101 219V221H99L100 219ZM102 218H104V219H102ZM153 220H152V219ZM183 218V219H182ZM196 218V219H195ZM91 219H93V221L91 220ZM131 219V220H130ZM179 219H180V221H179ZM185 219V220H184ZM188 219V220H187ZM191 219V220H190ZM215 219V220H214ZM98 220V221H97ZM109 220L111 221V222H109ZM115 220H117V221H115ZM120 220V221H119ZM190 220V221H189ZM192 220H194V222L192 221ZM243 220V221H242ZM250 220V221H249ZM252 220V221H251ZM84 221V220H83ZM88 221H89V223H88ZM90 221H92V222H94V223H92V222H90ZM102 221H104V223H102ZM108 221V222H107ZM112 221H114L116 224H111V223H113ZM176 221V222H175ZM225 221V222H224ZM248 221V222H247ZM259 221V222H258ZM101 222V223H100ZM132 222V223H131ZM153 222H155L154 224H153ZM203 222V223H202ZM209 222H210V224H209ZM214 222V223H213ZM250 222V223H249ZM263 222V223H262ZM45 223V224H44ZM107 223V224H106ZM117 223H118V225L120 226H118L117 227ZM131 223V224H130ZM174 223H175V225H176V227H175V225H174ZM181 225H180V224ZM183 223V224H182ZM185 223V224H184ZM189 223V224H188ZM243 223V224H242ZM249 223V224H248ZM99 225L98 227L99 228H97V226H95L94 227V225ZM103 224V225H102ZM166 224V225H165ZM191 224V226H189ZM258 224V225H257ZM85 225H79L80 226V228L81 227H85ZM92 225V226H91ZM105 225V226H104ZM111 225H113V226H111ZM124 225H126V226H128L127 227V229H125L126 228V226H124ZM144 225V226H143ZM177 225H178V227H177ZM192 225H193V227H192ZM41 227H39V234H37L36 236H33V237H35V238H33V237H31L32 239L30 240V238L29 239H27L28 241L27 242H24V244L23 245H21L20 244V242L17 240V241H15V240H11V245L9 244V245H7V246H1L2 248H0V264H65L66 263V260H67V262L69 263V262H71L70 264H72V262H73V264H75V258H76V262H78V264H88L87 262H89L90 264H96V261H97V264H101L102 262H103V260H102V262L100 263V261H101V258L103 257V256H96L95 254H94V256H91V255H93L92 253L86 258V257H83V256H85V254L83 253V252H78L79 250H77V249H75L74 251H73V247L64 239V234L65 233H62V232H64V230L61 228V226L59 227V225L57 226L58 228L56 229V230H51L50 229V226L46 223V221H43V223L40 225ZM101 226V227H100ZM110 226H111V228H110ZM118 229H116L115 227ZM183 226L185 227V228H183ZM196 227V229H195V227ZM246 226V227H245ZM262 226V227H261ZM48 227V228H47ZM84 227L82 228L83 230H86V227H85V229H84ZM123 227V228H122ZM133 227V229H130V228H132ZM166 227V228H165ZM191 227L193 228V229H191ZM245 227V228H244ZM252 227V228H251ZM79 228V227H78ZM78 228H76V230H78ZM94 228V229H93ZM97 228V229H96ZM120 228V229H119ZM129 228V229H128ZM135 228V229H134ZM139 228V229H138ZM167 228H168V230H167ZM171 228V229H170ZM190 228V229H189ZM228 228V229H227ZM96 229V230H95ZM115 229H116V232H115ZM126 230V231H123L124 233L125 232H127V233H125V235H123V232L121 231L120 233H119V231L120 230ZM176 229V230H175ZM184 231H183V230ZM40 230H42V231H40ZM88 230V229H87ZM131 230V232H129ZM132 230H134V231H132ZM151 230V231H150ZM223 230V231H222ZM48 231H49V233H48ZM56 231H57V233H56ZM147 231V232H146ZM244 231H246V234H245V232ZM133 232H135V233H133ZM139 232V233H138ZM150 232V233H149ZM42 233V234H41ZM58 233H59V235H58ZM75 233H76V231L73 233L74 234V236H75ZM112 233V234H111ZM115 233V234H114ZM131 234V236L133 235V237L131 238V236H130V234ZM251 233H253V234H251ZM123 235V236H125V238L127 239V242H129L128 244L129 245H126V247L125 248H120V250H119V248L117 247L116 248V239H117V235H119V236H121V235ZM127 234H129V235H127ZM222 234V235H221ZM3 235V234H2ZM40 235V236H39ZM109 235V236H108ZM113 235V236H112ZM116 235V236H115ZM134 235H136V236H134ZM145 235H146V237H145ZM183 235V236H182ZM190 235V236H189ZM256 235V236H255ZM39 236V237H38ZM128 236V237H127ZM145 237V238H143V237ZM245 236V237H244ZM135 237V238H134ZM141 239H140V238ZM148 237V238H147ZM243 237V238H242ZM63 238V239H62ZM130 238V239H129ZM59 239L60 240H62L63 242L61 243L60 241H59ZM111 239V240H112ZM134 239V241H132ZM138 239H140V240H144L145 239V241H141V242H143L142 244L140 243V240H138ZM146 239H148V240H146ZM176 239V240H175ZM175 240V241H174ZM226 240V241H225ZM137 243H139V246H138V249H140L139 251H138V249L136 250L135 249V251L134 250H132V248L133 247H131V246H133L134 245V243L136 244V242ZM139 241V242H138ZM163 241V242H162ZM177 241V243L176 244H174L175 242ZM180 242V243H179ZM64 243V244H63ZM148 243V244H147ZM242 243V244H241ZM258 243V244H257ZM34 244V245H33ZM41 244V245H40ZM113 244V245H112ZM133 244V245H132ZM150 244V245H149ZM246 244V245H245ZM45 245V246H44ZM48 245V246H47ZM142 247H141V246ZM148 245V246H147ZM161 245V246H160ZM164 245V246H163ZM239 245V246H238ZM111 246V247H110ZM245 246V247H244ZM10 247V248H9ZM48 247V248H47ZM131 248V249H129V248ZM151 247V248H150ZM14 248V249H13ZM16 248V249H15ZM45 248H47V249H45ZM52 248V249H51ZM73 248V249H72ZM263 248V249H262ZM12 249V250H11ZM18 249V250H17ZM110 249V250H109ZM124 249H125V251H124ZM134 249V248H133ZM53 250V251H52ZM77 250V251H76ZM127 250H129V252L130 253H132V254H130V253H127L128 251ZM131 250V251H130ZM167 252H165V251ZM13 251V252H12ZM16 251H17V253H16ZM35 251H37V252H35ZM124 251V252H123ZM138 251V252H137ZM164 251V252H163ZM21 252V253H20ZM59 252V253H58ZM61 252V253H60ZM121 252V253H120ZM126 252V253H125ZM134 252V253H133ZM161 252V253H160ZM64 253V254H63ZM76 253V254H75ZM79 253H81L82 254V256H81V254H79ZM135 253H137V254H135ZM141 254V255H143V256H139V254ZM27 254V255H26ZM122 254V255H121ZM125 254H126V256H125ZM127 254L129 255V257L131 258H129V257H127ZM162 254H163V256H162ZM26 255V256H25ZM80 255V256H79ZM131 255V256H130ZM133 255V256H132ZM135 255V256H134ZM149 255V256H153V260L151 259V257H149V258H147V256ZM29 256V257H28ZM71 256V257H70ZM122 256L126 259V257H127V259H129V260H124V258H122ZM27 257V258H26ZM73 257V258H72ZM78 257H79V260H78ZM81 257H83V258H81ZM95 257H96V259H95ZM133 257H137V258H140V260H141V262H139L140 260H138V261H136V258L134 259ZM142 257H145V258H147V260L145 259V258H143V259H141ZM25 258V259H24ZM58 258H59V260H58ZM92 258V259H91ZM100 258V259H99ZM213 258V259H212ZM29 259V260H28ZM100 261H99V260ZM148 259H150V260H148ZM191 259V260H190ZM193 259V260H192ZM70 260V261H69ZM78 260V261H77ZM89 260V261H88ZM121 260V261H120ZM135 260V261H134ZM142 260H144V262H142ZM38 261V262H37ZM95 261V262H94ZM244 261V262H243ZM261 261V262H260ZM81 262V263H80ZM83 262V263H82ZM134 262V263H133ZM148 262V263H147ZM212 262V263H211ZM68 263H66V264H68ZM77 264V263H76ZM102 264H105V263H102ZM122 264V263H121Z\"/></svg>","mask_w":264,"mask_h":264}]
</instances>
